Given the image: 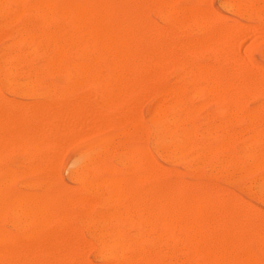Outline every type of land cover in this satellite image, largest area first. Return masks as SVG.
Instances as JSON below:
<instances>
[{
    "label": "rangeland",
    "instance_id": "1",
    "mask_svg": "<svg viewBox=\"0 0 264 264\" xmlns=\"http://www.w3.org/2000/svg\"><path fill=\"white\" fill-rule=\"evenodd\" d=\"M2 1H3V3H2ZM2 1H0V6H1V9H0V12L2 13V10H3V12L5 11V10H8L10 13H12V16L10 15V13L8 12L7 13V11H6V13L7 14H5L4 15V19L2 18V16H0V19L1 20H3V21H0V24H1V22L4 24V28L5 29H3L2 27L3 26H1L0 25V69H2V71L0 70V99H1V102H0V117H1V123H0V125H1V127H0V132L2 131V133H1V135H0V138H1V141H2V144H1V141H0V167H1V169H0V175H4V178L2 179L1 177H3V176H1L0 177V179H2V180H5V182H6V180H7V176H6V174H11V175H8V181H7V183H6V185H5V191L7 192V194H14L15 192L16 193H18V194H34V195H36V193H37V195H36V197H38L39 198V196H40V194H41V196H40V199H42V200H44V202H46V203H49V205H48V208L46 209V212H47V214H48V219L46 220V221H44L42 224H37L36 223V229H34V230H36V231H33V232H31L32 231V229H33V226H32V229L30 228V225L31 224H27V223H25L24 222V224H23V222H22V224L23 225H21L20 224V221L17 219H15V218H13L12 216V213H10V207L8 206V207H6L5 208V212L3 211V213H1L0 214V234H1V236L3 235V239H2V237L0 236V239H1V241H2V243H3V245H2V243H1V247H2V252H3V259H0V262H5V264H33V263H35V261H36V263L37 264H49L50 262V264H56L55 262H57L58 263V261H60V257H61V261L62 262H65L64 264H68V262H69V264H75V262H76V264H77V262L78 261H80V263H78V264H81L82 262H81V260L83 261V263L82 264H103V261H104V264H107L106 263V261H108L106 258H102V256H101V260L99 259L100 258V256H99V253H100V251L98 252V247H99V243H98V236H97V234H98V231H103L102 229H100V227L101 228H103V226H105L104 224H103V222H95V220H96V218H98L100 215L101 216H103L105 219H106V217H107V215H108V218L109 217H111L110 218V221H108V219L107 220H105V221H107L106 223H107V226H106V228L104 227V236H103V238H99V241H105V242H113V237H114V242L116 243L117 242V244H119V241H120V248H118V249H120L121 250V255H119V251H118V255L119 256H121V258L123 259V260H125V261H128V260H131V261H133V260H135V257H136V253H135V246H136V249L138 248V249H141L142 248V250H145L146 249V251H148V252H150L151 253V255H153L154 256V252H156L155 253V255H159L160 256V253L159 252H157V251H160V242H159V240L157 239V234H155L156 233V231H153L152 232V235L150 234L149 235V233H147V235H146V232L148 231V227H147V209H148V203L150 202V201H152V200H154L155 199V197H158V195L161 193V191L162 190H164V188H167L168 186L170 187V186H176L177 185V187H178V185H180L179 187H180V189L182 188V190H180V192H179V194L181 195V197H183V198H185L186 200H187V198H188V203H193V204H195V203H197L198 201L199 202H203L204 203V207H203V210H204V208H205V212L203 211L202 212V216L204 217V223H203V234H204V236H205V238L207 239V240H205V243L206 244H208L209 246L211 245V246H213V245H216L217 247L219 246L220 247V250L225 254V258H224V264H234L233 263V259H235L236 257H237V259L239 260V257H238V255L241 257V260H236V262H235V264H237V262H238V264H244V260H246V262H245V264H264V255H263V251H264V238H262L261 239V236L262 237H264V234H261V233H264V198H263V196H264V178H262V175H264V163H262L261 162V167H260V165H259V163H260V161H257L258 163L257 164H255V166H254V163L251 161V164H249V166H248V164H247V162H249L250 161V157H251V154H252V150H253V154H258V153H262L261 151H263V148H264V136H263V134H264V129L263 128H261V125L263 126V124H264V122H263V118H264V72H262V70H264V0H261V1H263V3H262V5H261V2H260V0H259V2H257V0L255 1V0H240V2L242 3H240L239 2V0H173L174 2H172V1H170V0H167L168 1V3L166 2V0H162V1H164V3L166 4V5H164V3L162 4V1H160V0H158V2H157V0H155L156 2H153L154 0H152V1H150L149 2V0H146L145 2H144V0H118V1H116V0H106L107 2V5H108V7H110V8H113L114 9V17H113V20H111V21H113V22H115L116 21V23H119V24H121L122 25V23L121 22H119V20L121 21V20H123L122 22H123V25L125 26V27H127V29L128 30H130V31H132V36H133V34L134 33H136L138 30H139V27H140V30H139V33L141 34V33H143L144 31H145V33L147 34V36H146V38H145V34H144V37L142 36V40H141V36H139V35H135V36H133L132 37V40H134V42L132 41H130V45H131V43L133 44H135L136 45V47H135V45H131V47L132 48H134L133 49V56H132V59H131V61H130V65H131V67H130V65H129V67H128V69H126V71L128 70V72H126L125 70H121V71H119L120 72V74L118 75V73L119 72H117V76H118V78H121L122 79V81H125V79H127V80H129L130 81V83H128V81L127 82H125L123 85H127L128 84V88L127 89H129L130 88V91L128 90V92H127V89H126V87H125V89H123L124 90V92H123V94L124 95H126V96H124L123 98H122V95L123 94H121V90H122V86H117V90L119 91V92H117V90H115V89H113V86L115 87V84L114 83H116L114 80H110L111 81V85L109 84V81H108V78H110V75H111V77H112V74H110V75H108V73H109V70L108 69H106V68H104L103 70H101V71H99L98 72V70H96V72L95 71H93L94 72V74H93V72H89V73H87V74H83V73H81V75L82 76H84L85 77V80H84V78H82V77H80L79 76V74L78 73H80V72H73V71H70V74H72V76L76 79H78V80H76L77 81V83H76V81H75V79L73 78V77H71V75H69V72H68V70H64V69H54V68H52V70H54V71H52V70H50V68L49 67H47L48 68V70H50V73H52V74H50L49 73V71H47L48 73H47V75L48 76H45L44 77V75H45V70H44V73H43V69L45 68V63H44V61L46 62V58L47 57H45V56H47L48 55V52H50V50H51V48H52V46L51 45H48L47 43H40L39 41H40V38L41 37H39V34H40V36H41V34L42 33H46V32H49V31H52L53 29L51 28V25H52V27L54 28V30L56 29V26H57V24L52 20V19H49V18H45V17H43V15L42 14H40V16H39V12H38V10H36L35 8H34V5H35V2L36 1H38V0H15V1H18V6L16 5V2H15V5L17 6L16 8H15V5H14V2L11 0V2L9 1V0H6L7 2H5V0H2ZM19 1H22V3L21 2H19ZM30 1H31V6H33V8L30 6ZM99 2L101 1V0H98ZM97 1V2H98ZM133 1V2H132ZM137 1V2H136ZM34 2V3H33ZM120 2V3H119ZM127 2H129L128 4H127ZM161 2V3H160ZM169 2H171V3H169ZM222 2V3H221ZM226 2V3H225ZM27 3H28V5H27ZM32 3H33V5H32ZM122 3V4H121ZM144 3H145V5H144ZM149 3H151V6H152V3L154 4L153 6H152V9H150V7H149ZM228 3H231V4H228ZM235 3V4H234ZM256 3H258L259 4V7H258V4H256ZM9 4V5H8ZM159 4H160V6H159ZM163 5V7H162V5ZM171 4V5H170ZM223 6H222V5ZM236 4H237V6H236ZM5 7H3V6ZM7 5V6H6ZM26 5V6H25ZM118 5V6H117ZM121 5V6H120ZM128 7H127V6ZM137 5H139V6H136ZM146 5L149 7L148 9H150V10H147L146 9ZM224 5H226V6H224ZM244 5V6H243ZM247 5L249 6V8H247ZM253 5H255L254 6V8L256 7V8H258V9H256L255 10V13H254V8H253ZM261 5V6H260ZM117 6V7H116ZM143 6H144V8H143ZM156 6V7H155ZM157 6H158V9L156 10V11H158L157 12V14L154 12V10L157 8ZM167 6H169V9H168V7ZM236 6V7H235ZM7 7V8H6ZM22 7V8H21ZM25 7H26V9H27V7L29 8L28 10H25ZM136 7V8H135ZM141 7V8H140ZM154 7V8H153ZM224 9H223V8ZM3 8V9H2ZM10 8V9H9ZM20 8V9H19ZM124 8V9H123ZM187 8L189 9L188 11H187ZM200 8L203 10V9H205V10H203V12H202V10L200 11ZM227 8V9H226ZM230 8V9H229ZM12 9H14V11L12 10ZM16 9H18V12H19V10H21V12L22 13H17L16 12ZM129 9V10H128ZM137 9H138V11H137ZM168 11H173V10H178V11H173V14H174V16L172 15V19H171V13L170 14H168L167 13V10ZM171 9H173V10H171ZM183 9L185 10V11H183ZM194 9H196V11H194ZM234 9V10H233ZM243 9V10H242ZM245 9V10H244ZM11 10H12V12H11ZM25 10V11H24ZM119 10H120V12H119ZM182 10V12H180V11ZM191 10H193V12L194 13H192V11ZM212 10V11H211ZM134 12V14H133V12ZM159 11H162L163 13H161V12H159ZM232 11H234V14H233V12ZM245 11V12H244ZM251 11V12H250ZM27 12H29V18L28 17H26V15L28 14ZM38 13L37 15L38 16H36V14L35 13ZM117 12V13H116ZM131 12H132V15H131ZM154 12V14L155 15H152V13ZM187 12H189V14H190V16H186V15H188V13ZM208 12H210L209 14H208ZM212 12L214 13L213 15H212ZM239 12H240V14H239ZM241 12H244V13H241ZM247 12V13H246ZM261 12V13H260ZM24 13H26V14H24ZM122 13H123V16L124 17H126V19H127V21H126V19L122 16ZM125 13H127V15L125 14ZM165 13H167V15L165 14ZM181 13V14H180ZM186 13V14H185ZM192 13V14H191ZM195 13L197 14L196 15V17H195ZM204 13H206L207 14V18L204 16L205 14ZM216 13V14H215ZM245 13L247 14V15H245ZM250 13V14H249ZM9 14V15H8ZM18 14V15H17ZM30 14L32 15V16H30ZM118 14V15H117ZM129 14V15H128ZM162 14V15H161ZM182 14H183V16L185 15V18L186 19H184V17H182ZM194 14V15H193ZM204 14V15H203ZM217 14H218V16H217ZM254 14H255V18H254ZM258 14V15H257ZM1 15H3V13L1 14ZM18 17H17V16ZM120 15V16H119ZM159 15H160V18H162V19H159ZM179 15V16H178ZM199 15H202L203 17H204V19L202 18L201 20H200V17L201 16H199ZM216 15V16H215ZM5 16H10L9 18L11 19L12 18V21H10V19H8V17H5ZM17 18H16V17ZM121 16H122V18H121ZM167 18V20H165V21H168L169 20V23L167 24V26H166V22H164V19H165V17ZM181 16V18H179ZM194 17V19H196V18H198L197 19V24H196V22L193 24V26L191 25L194 21H193V17ZM198 16V17H197ZM208 16H211L212 18H209ZM41 17L43 18V21L44 22H42V19H41ZM140 17H141V19H140ZM173 17H175L174 19H173ZM190 17H191V20H190ZM213 17H215V18H213ZM218 17H219V19H218ZM13 18L14 19H16V21H14L13 22ZM33 18H34V20H33ZM130 18H131V20H130ZM22 19V20H21ZM28 19H29V21H28ZM45 19H48V20H45ZM149 19L150 20H152V21H150V25H149ZM179 19V20H178ZM183 19H184V22H183ZM210 19V20H209ZM8 20L10 21V22H12V23H14L12 26H10L9 27V23H8ZM52 20V21H51ZM115 20V21H114ZM175 20H177V21H175ZM181 20H182V22H183V24L181 25ZM186 20H188L189 21V23H187V21ZM204 20H206V21H204ZM212 20H213V22H212ZM7 21V22H6ZM18 21V22H17ZM22 21V22H21ZM134 21V23H132V22ZM147 21V22H146ZM191 21V22H190ZM193 21V22H192ZM200 21V23L202 24V25H200V27H198V24H200V23H198ZM42 22V23H41ZM126 22L128 23V25L126 24ZM136 22H138V23H136ZM139 22H141V24H142V26H144V28L142 29V32H140L141 31V24L139 23ZM145 22V23H144ZM152 22L154 23V25L152 24ZM170 22L172 23L171 25H173V26H170ZM177 22V23H176ZM211 22V23H210ZM215 22H216V25H215ZM8 23V24H7ZM20 23H22V24H20ZM34 23H35V25H34ZM44 23H45V26H43L44 25ZM49 23V24H48ZM125 23V24H124ZM165 23V24H164ZM174 23V24H173ZM175 23H176V25H175ZM185 23H187V25L185 26ZM204 23H206L205 24V28L207 29L208 28V26L211 28V32H210V28H208L209 29V31H207L206 30V33H201V31L204 29ZM210 23V24H209ZM36 24H37V26H40V27H38L37 28V26H36ZM130 24V25H129ZM137 24H139V25H137ZM144 24V25H143ZM179 24V25H178ZM209 24V25H208ZM5 25H6V27H5ZM7 25H8V27H7ZM33 25V26H32ZM56 25V26H55ZM133 25V26H132ZM153 25V27H152V29H151V26ZM214 25H215V28L217 29V30H215L214 29ZM221 25V26H220ZM14 26V27H13ZM20 26V27H19ZM26 26V27H25ZM35 26V27H34ZM63 26H65V27H68V24L67 23H63ZM134 27L133 29H136L135 27L137 26V31L135 30V31H133V29H132V27ZM177 26V27H176ZM179 26H181L180 28H179ZM184 26V27H183ZM196 26V27H195ZM207 26V27H206ZM218 26V27H217ZM18 28V29H16V28ZM32 27V28H31ZM148 28V32L149 33H147L146 32V30H145V28ZM154 27H155V29H154ZM187 27V28H186ZM189 27H191L192 29L190 30V29H188ZM198 27V28H197ZM31 28V29H30ZM43 28V29H42ZM146 28V29H147ZM158 28H159V30H158ZM181 28H183L184 29V31H183V29H181ZM195 28L197 29L196 31H195ZM10 29H12V30H10ZM38 29V30H37ZM45 29H47V30H45ZM151 29V33H150V30ZM169 29V30H168ZM181 30L183 33H180L179 32V30ZM185 29H186V32H185ZM223 29V30H222ZM226 29V30H225ZM17 30H18V32H17ZM22 30V31H21ZM40 30V31H39ZM144 30V31H143ZM188 30V31H187ZM14 31V32H13ZM19 31H21V32H19ZM32 31V35L31 36H33L32 37V41H31V38H30V35H28V33H30ZM33 31H35L34 33H33ZM157 31H159V33L157 32ZM168 31V32H167ZM192 31V32H191ZM195 31V32H194ZM199 31H200V33H199ZM212 31L213 32H215L214 33V35L212 34ZM26 32V33H25ZM42 32V33H41ZM203 32H205V29H204V31ZM208 32V33H207ZM210 32V33H209ZM221 32L224 34H227L226 32H228L229 33V36H228V34H227V36H228V38H227V36H226V39H228V41L226 42V40H225V44H227V46H225L226 47V49L228 48V43H229V46L231 45V46H233V47H230V49H229V51L230 52H226V51H228V50H226V49H223V50H225V52H223V53H221L222 52V50H221V52L219 51V49H217L219 52H218V54H217V52L215 53V48H214V46L213 45H215V47L216 48H221L222 49V46H221V43H220V45H219V43H218V41H219V37H218V35H219V33L221 34ZM15 33H17V34H20L21 33V38H23V36H24V38H23V40L25 41H28V39H29V42H27L28 44H26V43H24V42H22V40L18 37V39H16L17 37H16V35L17 34H15ZM24 35H23V34ZM36 33H37V35H36ZM161 33V34H160ZM163 33V34H162ZM190 33V34H189ZM8 34V35H7ZM152 34H153V36H152ZM155 34V35H154ZM181 34V35H180ZM187 35V36H184V35ZM202 34L204 35V36H202ZM206 34V35H205ZM212 34V35H211ZM225 34L223 35L224 37H225ZM13 35H14V38H13ZM27 35V36H26ZM149 35H150V38H151V43L150 44H152L151 46H147V44L150 42V40H148V38H149ZM165 35V36H164ZM196 35H197V37H196ZM210 35H211V38H210ZM232 35V36H231ZM18 36V35H17ZM29 37V38H26V37ZM36 36V37H35ZM160 37V40H159V37ZM170 36V37H169ZM181 36H183V38L181 37ZM201 36L204 38V40L207 38V42H206V40H205V43H204V45H206L207 43H208V47L210 46V48L208 49L207 47H203V48H200V46L202 47V45H203V41L204 40H202V43H201V40H199V39H201ZM205 36H207V37H205ZM208 36H209V38H208ZM216 36V37H215ZM222 36V35H221ZM221 36H220V39H221ZM222 36V38H224ZM231 36V37H230ZM79 39H82V36H77ZM138 37H139V39L140 40H138V41H140L139 43L137 42V39H138ZM153 37L155 38V42H154V40H153ZM214 37V38H213ZM218 37V38H217ZM36 38H37V40L38 41H36ZM158 38V41H156V39ZM168 38V39H167ZM180 38V39H179ZM197 38V39H196ZM212 38H213V42L212 43H210V40L212 41ZM216 38H217V40H216ZM145 39V41H148V43H145V47H146V49H145V47H144V44H143V42H141V41H143ZM179 41H178V40ZM181 39H183V40H181ZM192 39H193V41H192ZM196 39V40H195ZM209 39V40H208ZM215 39V40H214ZM19 40H21L20 41V45H19ZM34 40V41H33ZM83 40V39H82ZM16 41H18L17 43H16ZM35 41H36V43H37V47H36V44H35ZM186 41H188V43L186 42ZM190 41V42H189ZM214 41H217V44H216V42H215V44H213L214 43ZM40 43V45H39V43ZM135 42H137L138 43V45L135 43ZM168 42V43H167ZM181 42H182V44H181ZM187 44H186V43ZM198 42H200V44L201 45H199L198 47H197V49H200V54H198L199 53V51L197 50V52L195 53L194 51H195V48H194V50H193V47H194V45H195V47L197 46V44H198ZM221 42H222V39H221ZM22 43V44H21ZM32 43V44H31ZM33 43L35 44V45H33ZM153 43H154V45H153ZM192 43V44H191ZM142 44V45H141ZM173 44H174V46H173ZM222 44H223V46H224V41L222 42ZM5 45V46H4ZM15 45V46H14ZM18 45V46H17ZM32 45H33V47L34 48H32ZM181 45V46H180ZM183 45H185V47L187 48V46H188V49H186ZM219 45V46H218ZM43 46H45L44 48H43ZM139 46V47H138ZM141 46H142V48H141ZM153 46V47H152ZM189 46H191L192 48H189ZM12 47V48H11ZM38 47H41L42 48V50L39 48L38 49ZM48 47V48H47ZM148 47L150 48L149 49V51H148ZM154 47L156 48V49H154ZM170 47H171V49H170ZM175 48V50H174V48ZM179 48V50H178V48ZM180 47H181V49H180ZM211 47H213V48H211ZM10 48H11V50H10ZM137 48V49H136ZM157 48H158V50H157ZM164 48H165V50H164ZM184 48V50L183 51H181V53L179 52L180 50H182ZM224 48V47H223ZM232 48H235V50L233 51V53H235V55L231 52L233 49ZM3 49H4V51H3ZM30 49V50H29ZM36 49H38V50H36ZM43 49H44V52H41V51H43ZM138 49H141V51L140 52H138L139 50ZM166 49H167V51H166ZM168 49H169V51H170V53H169V51H168ZM202 49L204 50V52H205V50H206V52L204 53L203 51H202ZM214 49V50H213ZM25 50V51H24ZM27 50L29 51V53L30 54H28V56L26 55L27 53ZM49 50V51H48ZM137 50V52H138V54L139 53H142V50H143V57L145 58V59H143V57L141 56V59H139V56L140 55H142V54H140V55H138V57H136V55H137V53H135V51ZM145 50H146V52H147V54L145 55ZM152 50H153V53L154 54H156V56L154 57L153 56V54L151 55V53H152ZM186 50V52H187V54H185L184 53V51ZM210 50H212V51H214L212 54H210L211 52H210ZM17 51H18V54H17ZM21 51V52H20ZM23 51V52H22ZM30 51H32V54H31V52ZM35 51V52H34ZM150 51H151V53H150ZM160 52L161 51V56H160V54H159V56H158V54H157V52ZM164 51V52H163ZM193 52V53H189V52ZM202 51V52H201ZM3 52H7V53H3ZM9 52V53H8ZM172 52V53H171ZM3 53V54H2ZM13 53H15V54H13ZM26 53V54H25ZM35 53V54H34ZM41 53V54H40ZM166 53V54H165ZM188 53H189V56H188ZM208 53V54H207ZM231 54L230 55V57L228 56V54ZM11 57H13V58H15V60L14 59H10V56ZM23 54H25V56H23ZM181 54V55H180ZM4 57H3V56ZM13 55V56H12ZM15 55H17V56H21L20 57V59H19V57H17V56H15ZM40 55V56H39ZM135 55V56H134ZM145 55V56H144ZM150 55H151V57H152V59H151V57H150ZM168 56V58L166 59V56ZM183 55V56H182ZM194 55H197V57L195 58V56ZM238 55V56H237ZM7 56H9L8 58H7ZM70 56V57H69ZM73 56H74V54H73ZM158 56V57H157ZM162 56H164V58H165V60H164V58L162 57ZM177 56V57H176ZM208 56V57H207ZM233 56H235V57H233ZM17 57V58H16ZM27 57V58H26ZM44 57H45V59H44ZM69 59H72V60H74V61H80L81 60V58L80 57H76V56H74V57H72V54H70V55H68L67 56ZM134 57V58H133ZM149 57V59H147ZM156 57H157V59H156ZM188 59H187V58ZM233 57V58H232ZM3 58L5 59V60H3ZM26 58V59H25ZM32 58V59H31ZM154 58H155V60H154ZM184 59V64H182L181 65V63H183V61H181V60H183ZM210 58V59H209ZM235 58H238V59H236L235 61H232V59H235ZM134 59H136L137 61L136 62H138V60L142 63V61L144 62V64H145V66H144V64L142 63H140V62H138L137 64H136V62H135V60ZM150 59H151V61H150ZM180 59V61H178ZM218 59H219V61H218ZM19 60V61H18ZM21 60V61H20ZM42 60H43V62H42ZM132 60H134V64H133V61ZM145 60L147 61V62H145ZM150 61V63H151V65H152V63L154 62H156L155 64H157V66H156V68L157 67H159L158 66V63L157 62H161L162 61V64L159 62V65H160V67L163 65V62H165L164 63V66L166 65V67H167V64H169L170 63V61H167V60H173L174 61V63H175V60H177L176 61V66L178 65V67H175V64H174V66L172 67V64H173V62H171L170 63V68L169 69H165V67L162 69V70H160L161 71V73L163 74H158L157 75V72L159 73L160 71H158V69L156 70H154L153 71V69L155 68L154 67V63H153V66L152 67H154V68H149V67H146L147 65H148V63H149V61ZM153 60V61H152ZM159 60V61H158ZM245 60H246V62H248V63H246L245 62ZM17 61H18V63H17ZM23 61V62H22ZM185 61L187 62V63H185ZM190 61H191V65H190ZM236 61H237V65L235 64L236 63ZM4 62H5V64H4ZM16 62V63H15ZM178 62V63H177ZM180 62V63H179ZM139 63H140V65H141V69H145L143 72H142V70H139V67H137L138 65H139ZM150 63H149V66H150ZM239 63V64H238ZM12 64V65H11ZM13 64H14V67H12V68H8L7 69V67H8V65L10 66H13ZM42 64H43V66H42ZM7 65V66H6ZM132 65H133V67L134 66H136V68L134 67V71H133V67H132ZM142 65H143V67L144 68H142ZM188 65V66H187ZM196 65L198 66V67H196ZM202 65H204L205 66V70H206V73L204 74V69H202ZM6 66V67H5ZM16 66V67H15ZM38 66V67H37ZM39 66H40V68H41V66L43 67V68H41V70L42 71H40L39 72V70H40V68H39ZM180 66H182V71L179 69L180 68ZM186 66V67H185ZM202 66V67H201ZM230 66V67H229ZM237 66V67H236ZM257 66V67H256ZM159 67V68H160ZM168 67H169V65H168ZM171 67H172V69H171ZM175 67V68H174ZM192 69H191V68ZM198 68V69H196V68ZM222 67H223V71H222ZM6 68L7 69V71H6V69L4 70V69ZM14 68H15V70H14ZM37 68V69H36ZM146 68H148V71L150 72H155L156 71V76L154 75V77L155 78H153V80L150 78L151 77V75H152V73H150L149 74V72L147 71V73L148 74H146L145 75V72H146ZM194 68L197 70V71H195L194 70ZM214 68H215V71L214 72H216L215 74H216V76H217V78H216V76H214L213 75V72L211 73V71L212 70H214ZM217 68V69H216ZM257 68V69H256ZM258 68H259V71H258ZM9 69H10V72L12 73H10L9 72ZM131 70V72H130V70ZM161 69V68H160ZM171 69V70H170ZM199 69H202V70H200V71H198ZM262 69V70H261ZM13 70H14V75H13ZM36 70V71H35ZM59 70H60V73L58 74V72H59ZM137 70H138V72H137ZM167 70V71H166ZM183 70H185L184 72H183ZM189 70V71H188ZM192 70L194 71V74H195V76H194V74L192 73ZM208 70V71H207ZM218 70H219V72H220V74H218L219 72H218ZM239 70H240V72H239ZM4 71H5V73H9V77H7V75L4 73ZM32 71V72H31ZM66 71V72H65ZM123 71V75H121V72ZM140 71V72H139ZM165 71V72H164ZM174 71V72H173ZM191 71V72H190ZM15 72H16V74H15ZM27 72H28V74L29 73H31V74H27ZM126 72V73H125ZM130 72V73H129ZM134 72H137V76L135 75L134 76ZM167 72V73H166ZM186 72H188V74H190V76L186 73ZM195 72H197V74L195 73ZM198 72H199V74H198ZM202 72H203V74H204V80H202L203 78V76H202ZM224 72V73H223ZM1 73H2V75H1ZM33 73H34V75H33ZM56 73V74H55ZM63 73H65V74H63ZM73 73H75V74H73ZM107 75H106V74ZM129 73V74H128ZM173 73H174V75H173ZM177 73V74H176ZM208 73H209V75H210V78H211V80L210 79H208ZM228 73H230V75L228 74ZM259 73V74H258ZM27 74V75H26ZM36 74V75H35ZM53 74H55L54 76H53ZM90 76H89V75ZM98 76H97V75ZM100 74V75H99ZM116 74V73H115ZM114 74V75H115ZM124 74H125V76H124ZM131 74H132V76H131ZM138 74H139V76H138ZM143 74V75H142ZM155 74V73H154ZM193 74V75H192ZM237 74V75H236ZM258 74V75H257ZM5 75V76H4ZM10 75H11V78H10ZM51 75V76H50ZM67 75L69 76L68 78H67ZM87 75H88V77H89V79H88V77H87ZM103 75V76H102ZM162 75V76H161ZM172 75V76H171ZM183 75V76H182ZM191 75L192 76H194V79H192V77H191ZM211 75H213V78L211 77ZM243 75V76H242ZM260 75H262L261 77H260ZM26 76L29 78L30 77V83H33L34 82V85L33 84H31V85H29V80L26 78ZM78 76L80 77V79L78 78ZM96 76H97V79H96ZM99 76H100V78H99ZM108 76V77H107ZM122 76H124L123 78H122ZM129 78H127V77ZM133 76H134V80H131V78L133 79ZM180 76V77H179ZM197 76H198V80L200 81V83L198 82V80H197ZM200 76V77H199ZM202 76V77H201ZM207 76V77H206ZM39 77V78H38ZM50 77V78H49ZM102 77V78H101ZM140 77H141V79H140ZM143 77H144V80H143ZM161 77V78H160ZM179 79H178V78ZM183 77V78H182ZM223 77H224V79H223ZM235 77V78H234ZM257 77H258V79L260 78H262L261 80L259 79V84H260V89L261 90H263L262 91V93L260 92V89H259V92H258V88H259V84H258V80H257ZM66 78V81L64 80ZM93 78V79H92ZM103 78H104V80H103ZM125 78V79H124ZM145 78H147V80H145ZM189 78H191V80L189 79ZM200 78H201V80H200ZM222 78V79H221ZM230 78V79H229ZM4 79V80H3ZM11 79H16L15 80V82L13 83V81H11ZM36 79V80H35ZM71 79H72V81L74 80L75 82L73 83V82H71ZM83 79V80H82ZM150 79V80H149ZM212 79H213V81L215 82H212ZM226 79L228 80V81H226ZM253 79H254V81H253ZM20 80L24 83V81H25V83L23 84L22 82L20 83ZM31 80H33V81H31ZM86 80H87V84H86ZM136 80H139V81H137V82H139V83H137L136 82V88L137 89H139V94H138V92H137V89L135 88V81ZM178 81V83H177V81ZM188 82V83H186V81ZM218 80H219V85H218ZM223 80L225 81V82H227L226 83V86H228V85H230V87L228 88V90H229V92H227V89L226 88H224V87H226L225 86V83H224V85L222 84L223 83ZM5 81V82H4ZM7 81H11L13 84H15L16 83V85H13L11 82L9 83H7ZM78 81H80L79 82V85H80V87H84V88H80L81 90L80 91H78L79 90V86H75V83H76V85L78 84ZM82 81V82H81ZM96 81H98V82H96ZM134 81V82H133ZM144 81V82H143ZM145 81H146V83H145ZM150 81V82H149ZM176 81V82H175ZM238 81V82H237ZM250 81V82H249ZM261 81V82H260ZM18 82V83H17ZM35 82H36V85H35ZM53 82V83H52ZM59 82V83H58ZM74 84V86H75V88H74V86L71 84ZM102 82V83H101ZM104 82V83H103ZM105 82L107 83L106 84V86H105V88H103V92H104V94L105 93H107V89H108V87L109 88H111V89H108V92L110 91V92H112L113 94H114V92H116L115 93V95H117V97H115V95L113 96V95H111V93H110V95L112 96H110L111 97V99L114 97L115 98V102H117L116 104H114L113 105V102H114V98L112 99V101L110 100V97L108 98V97H106L105 96V98H108V100L109 101H107V103H106V106L105 105H101V101L104 99L103 98V95H102V91L100 90L101 88H99V87H102V85L103 84H105ZM114 82V83H113ZM141 82V83H140ZM155 82V83H154ZM190 82V83H189ZM208 82V83H207ZM246 82V83H245ZM248 82V83H247ZM254 82V83H253ZM5 83V84H4ZM19 83L21 84L20 86L22 87V91H21V87L19 86ZM42 86V85H44L45 87H43L42 86V88H41V86H40V88H35V87H38V85L39 84ZM42 83V84H41ZM82 83H84V84H82ZM96 83V85H94ZM98 83V84H97ZM113 83V84H112ZM143 83L144 84H146V86L145 85H143ZM164 83V84H163ZM171 83V84H170ZM182 83V84H181ZM185 83V84H184ZM193 83V84H192ZM205 83H207V85H209V84H211L210 86V89L212 90H214L216 93L215 94H221L220 96H222V95H224L223 97H222V99L221 98H219V96H218V98H219V100H218V98L216 97V98H214L215 97V94H214V91H211V90H209V86H207ZM231 83H233L234 84V86H233V84H231ZM250 83H251V85H250ZM256 83V84H255ZM6 84H7V88H6ZM50 85V88H48V89H50V91L47 89V86L49 87V85ZM53 84H54V86H53ZM63 84H69V86L71 87V85L73 86L72 87V93L70 92L71 91V89H70V87L68 86L67 87V89L68 90H70V91H68L67 93H66V87L64 86V89H63ZM137 84H140V85H137ZM148 84H149V86H151V87H149L148 86ZM151 84V85H150ZM180 84H181V86H180ZM187 84H189V85H187ZM236 84L238 85V90H237V88H234V87H236ZM252 84H253V86H252ZM23 85V86H22ZM25 85H29V86H31V88H29V87H25ZM60 85V86H59ZM94 85V86H93ZM97 85H98V87H97ZM121 85V84H120ZM152 85L154 86V88H152ZM178 85V86H177ZM186 85V86H185ZM198 85L199 86H203L204 87V90L206 89V88H208V92L210 93V94H208L207 92H206V90L204 91L206 94L204 95V93H203V90H201V87H199V89H197V87H198ZM214 86V88H213V86ZM216 85V86H215ZM232 85V86H231ZM18 86H19V88H18ZM67 86V85H66ZM91 86H93V87H91ZM112 86V87H111ZM147 86L149 87V88H147ZM170 86H171V88H170ZM183 86V87H182ZM217 86H218V89H217ZM239 86H241V88L239 87ZM250 86H251V88L253 87V89H249L250 88ZM257 86H258V88H257ZM12 87H13V89H12ZM17 87V88H16ZM23 87H25V89L23 88ZM52 87H53V90H54V93L52 92ZM97 87V88H96ZM104 87V86H103ZM133 87H134V89H133ZM144 87H145V90H144ZM155 87H156V89H155ZM175 87V88H174ZM206 87V88H205ZM27 88V89H26ZM55 88V89H54ZM90 88H91V90H90ZM95 88V89H94ZM119 88L121 89V90H119ZM123 88H124V86H123ZM152 88V89H151ZM169 88V89H168ZM189 88H190V90H189ZM220 88H222L221 90H220ZM232 88H233V90L235 91V89H236V92H233V90H232ZM240 88V89H239ZM31 89V91L33 92V94H32V92H29V90ZM35 89V90H34ZM45 89H47V91H45ZM64 91H63V90ZM93 89H94V92H93ZM112 89H113V91H112ZM147 89H149V90H147ZM162 90V92H161V94H160V91ZM165 89V90H164ZM172 89V90H171ZM9 90V91H8ZM13 90V91H12ZM15 90V91H14ZM26 90H28V92H24V91H26ZM43 90L45 91V94L43 93ZM99 90L101 91V94L99 95V97L100 98H98V93H100L99 92ZM106 92H105V91ZM122 90V91H123ZM125 90H126V92H125ZM163 90H164V92L166 93V94H164L163 93ZM169 90H170V92H169ZM175 90H176V92H175ZM180 90V91H179ZM187 90H189V91H187ZM197 90L199 91L198 93H197ZM231 90V91H230ZM242 90V92H240L241 94H243V95H241L240 93H239V91H241ZM251 90V91H250ZM42 91V92H41ZM58 91H61V92H58ZM73 91H74V93H73ZM132 91V92H131ZM135 91H136V93H135ZM178 91V92H177ZM181 91L183 92V93H181ZM194 91H195V93H194ZM218 91V92H217ZM222 91V92H221ZM224 91H225V93H224ZM257 91V92H256ZM7 92V93H6ZM12 92H14V93H12ZM22 92V93H21ZM39 92H41V93H39ZM49 92H51L52 94H50ZM58 92V93H57ZM62 92H65L64 94L62 93ZM89 93L88 95L86 94V93ZM220 92V93H219ZM232 92V93H231ZM245 94H244V93ZM247 92V93H246ZM250 92H251V95H250ZM254 92L256 93V94H254ZM19 93H21L20 95H19ZM26 94L27 93V96H25L24 94ZM29 93V94H28ZM77 93V94H76ZM83 94V98H82V94ZM134 93H135V95H134ZM181 93V94H180ZM201 93H203V96L201 95ZM211 93H212V95H211ZM224 93V94H223ZM227 93V94H226ZM229 93H231V94H234V97H233V95H232V97L235 99V100H233V98L232 97H230L229 96V98L227 97V96H225V95H228ZM238 93V94H237ZM17 94L19 95V96H17ZM23 94V95H22ZM44 94V95H43ZM58 94H59V96H58ZM62 94H63V96H62ZM76 94V95H75ZM81 94V95H80ZM97 94V95H96ZM109 94V93H108ZM138 94V95H137ZM174 94H175V96H174ZM183 94V95H182ZM192 94H194V95H192ZM196 94H197V97H196ZM208 94V95H207ZM254 94V95H253ZM58 96V98L57 97H53V96ZM66 95H67V97H66ZM72 95H74V96H77V97H75V98H73V96ZM102 95V96H101ZM107 95V94H106ZM159 95H161V97L159 96ZM162 95H163V97H162ZM165 95H166V97H165ZM173 96V98H172V96ZM191 95V96H190ZM235 95H236V97L237 98H235ZM238 95V96H237ZM240 95V96H239ZM248 95V96H247ZM250 95V96H249ZM70 96V99H71V97L74 99V101L71 99H69L68 97ZM120 96H121V98H120ZM135 96H138L139 98H138V100H137V98H134ZM140 96H141V98H140ZM158 98H157V97ZM169 96V97H168ZM181 98H180V97ZM205 96V97H204ZM244 96V97H243ZM246 96V97H245ZM26 97V98H25ZM62 97V98H61ZM78 97H81V99L79 100L78 99ZM87 97V98H86ZM93 97H95L96 98V100H97V102L95 101L94 102V98ZM102 97V98H101ZM175 97H178V98H180L181 99V103H182V108H178V109H176V111H174V109H173V111H171L172 109H169V105H172L173 103H174V98ZM188 99H186V98ZM206 97H207V99H206ZM209 97V98H208ZM225 97H226V99H225ZM239 97V98H238ZM53 98V99H52ZM68 98V99H67ZM77 98V99H76ZM130 98V99H129ZM165 98V99H164ZM230 98H231V100H230ZM116 99H117V101H116ZM119 99V100H118ZM132 99H133V101H132ZM163 99V100H162ZM184 99H185V102H184ZM229 99V100H228ZM254 99V100H253ZM53 101V107H52V104H51V102ZM67 100V104H69L68 106L66 105V103H65V101ZM68 100H69V103H68ZM78 100V101H77ZM99 100H101V101H99ZM129 100H130V102H129ZM238 100H239V102H238ZM240 100H242L241 101V103H240ZM92 101V102H91ZM120 101V102H119ZM121 101H122V103H121ZM228 101H229V104H228ZM232 101V102H231ZM237 101V102H236ZM244 101H245V103H244ZM3 102V103H2ZM42 102V103H41ZM70 102H71V106H70ZM78 102V103H77ZM93 102H94V104H93ZM99 102H100V104H99ZM138 102H140V104L138 103ZM160 102H164V105L166 106V104H167V113H168V119H169V122L167 123L166 122V124L168 125H170L171 123H173L174 124V126L176 127V123H177V127L175 128L172 124V126L176 129V131H177V133L179 132V133H181V132H184V130L186 131V129L188 130V128L190 127V129H192L193 131H194V137H193V139H192V141L190 142L191 143V146H190V148L189 149H184V150H182L183 151V153H181L182 151H180V153H179V155L178 154H176L175 156V160L173 159L172 160V162L170 161L172 158H173V156L171 157V156H169L168 158H166V157H164L159 151H158V148L156 147V145H157V142L154 140V130H151V123H150V113H151V111H152V109L155 107V106H157V104H159ZM4 103H5V105H4ZM41 103V104H40ZM48 103V104H47ZM63 103V104H62ZM75 103H77L76 105H75ZM90 103V104H89ZM96 103V104H95ZM103 103V102H102ZM110 103H111V107H110ZM121 103V104H120ZM127 103H128V105H127ZM130 103H131V105H130ZM230 103H232V104H230ZM244 103V104H243ZM50 104V105H49ZM61 104V105H60ZM72 104H73V107H72ZM88 104V105H87ZM104 104H105V102H104ZM123 104L125 105V106H123ZM156 104V105H155ZM189 104V105H188ZM49 105V106H48ZM78 105H79V107H78ZM90 105V106H89ZM96 107H95V106ZM109 105V106H108ZM117 105V106H116ZM133 105H134V108H138V110H133ZM138 105V106H137ZM155 105V106H154ZM184 105H185V110H184ZM190 105H192V107L193 106H195V108H197L196 110H194V107H193V112H192V107H190ZM232 105H235L236 106V108L234 107V106H232ZM14 106H15V108H14ZM45 106H48V108H49V110H48V108L47 107H45ZM59 106H60V109L62 110V111H64L65 110V106H66V110L64 111V114H66V117H67V119L69 118V117H71L72 118V120H73V118H74V116H75V114H74V111H73V116H72V111H69V110H73V108H74V106H76V108H75V110L77 111V114H78V112L80 111V109H81V111L79 112V113H81V115H82V117H81V115L80 114H76L77 115V117L75 116V118H79L78 120H77V122L75 123V125H76V127H74L75 125H73L72 126V124H74V120L76 121V119H74L73 120V123H72V120L70 119V120H67L66 119V117L63 115L62 116V118H64L65 117V119L63 120L62 119V122L63 123H58L57 121H58V119H57V117L59 116V113H60V115H62L61 113H63L61 110H59ZM63 106H64V110H63ZM92 106V107H91ZM97 106L99 107L98 109H97ZM101 106H103V107H109V108H104V110H100V109H102V107ZM141 106V107H140ZM153 106V107H152ZM33 107V108H32ZM38 107H39V109H38ZM55 107V108H54ZM94 107V108H93ZM118 107V108H117ZM124 107V108H123ZM200 107V108H199ZM222 107V108H221ZM230 107H231V112H230ZM240 107V108H239ZM27 108L29 109V110H27ZM37 108V109H36ZM42 108H43V110H42ZM53 108V109H52ZM116 108H117V110H116ZM189 108L191 109V110H189ZM224 108V109H223ZM257 108V109H256ZM13 111H12V110ZM33 109V110H32ZM45 109V110H44ZM58 110V112H57V110ZM88 109V110H87ZM89 109H91V111H92V113L90 112V110ZM95 109V110H94ZM97 109V110H96ZM126 109H127V111H126ZM130 109V110H129ZM235 109H236V111H235ZM241 109V110H240ZM23 110V111H22ZM31 110V111H30ZM36 110H38V114H37V111ZM48 110V111H47ZM82 110H83V113L84 114H82ZM94 110V111H93ZM115 110V111H114ZM191 111V113L190 114H188V111ZM224 110H226V111H224ZM228 110V111H227ZM22 111V112H21ZM29 111V112H28ZM33 111H36V112H34V113H32ZM43 111V112H42ZM50 111H51V113H50ZM52 111H53V113H52ZM54 111H56V114H58V116H56V114H55V112ZM59 111H61V112H59ZM84 111H89V112H87V113H85ZM103 111V112H102ZM117 111V112H116ZM119 111H121L120 112V114H119ZM185 111H186V115H185ZM195 111H197V112H195ZM223 112L224 111V117L226 118V121H225V118L222 116L223 115V113H222V115L220 114V112ZM235 112V114H234V112ZM239 111V112H238ZM251 111V112H250ZM256 111V112H255ZM19 112V113H18ZM27 112L29 113V114H27ZM70 112H71V116H70ZM98 112H99V114H98ZM116 112V113H115ZM170 112V113H169ZM177 112H178V114H177ZM181 112H183V113H181ZM226 112H229V114H230V118L228 119V117H229V114L227 113V114H225ZM2 113V114H1ZM42 113V115H40ZM125 115H124V114ZM149 113V114H148ZM243 113V114H242ZM247 113V115H249L248 117H245V114ZM32 114V115H31ZM69 114V115H68ZM91 114L93 115L94 114V116H91ZM117 114H118V116H117ZM127 114V115H126ZM137 114H138V116H137ZM192 114V115H191ZM237 114V115H236ZM21 115V116H20ZM26 115V116H25ZM30 115V116H29ZM34 115V116H33ZM36 115V116H35ZM53 117H52V116ZM114 115H115V118H114ZM171 115H172V117H171ZM178 115V117H176ZM187 115H188V117H187ZM235 115V116H234ZM254 115V116H253ZM14 116H15V119H14ZM19 116V117H18ZM41 116V117H40ZM48 116V117H47ZM54 116H56V117H54ZM98 116V117H97ZM175 116V117H174ZM200 116V117H199ZM228 116V117H227ZM232 116V117H231ZM251 116H253V119H251ZM4 117H5V119H4ZM38 117H40L39 118V120H40V123L42 122V123H44L45 124V126H47V125H50V128H51V126H52V123H53V126L55 127V128H57L58 126H60L61 127V129H60V127H59V134L58 133H56V135L55 136H57V134H58V136L60 135V134H62V135H60V137H64V141H59L60 142V144L58 145V143H57V147H56V145H55V143H56V141H57V139L54 141V138H53V141H54V143H53V145H52V143L50 144V145H52V147L55 145V147H53V149H52V147H50L49 146V148H43V147H45V146H48V144L50 143V139H52L51 138V135H50V139H49V137L47 138V139H49V140H45L44 138H42V135H40V134H38V136H40L41 137V139L44 141V142H49L47 145H45V143L43 144V141H42V143H41V141L40 140H38V136H36L35 137V134H36V132H38ZM109 117V118H108ZM125 117H126V119H125ZM138 117V118H137ZM184 117H186L187 119H184ZM234 117V118H233ZM238 117H239V119H238ZM23 118V119H22ZM25 118V119H24ZM48 118V119H47ZM117 118V119H116ZM119 118V119H118ZM120 118H121V120H120ZM148 120H147V119ZM175 118H176V120H175ZM208 118V119H207ZM213 118V119H212ZM262 119V122L260 121L261 119ZM9 119V120H8ZM14 119V120H13ZM20 119H22L21 120V122H20ZM27 119V121H25ZM50 119H51V121H50ZM54 119L56 120V122H54ZM60 119H61V116H60ZM60 119H59V121H60ZM127 119H129L128 121H127ZM145 119V120H144ZM183 119V120H182ZM189 119V120H188ZM203 119V120H202ZM207 119V120H206ZM230 120L229 121V123H228V120ZM248 119H250L249 120V122H248ZM256 119V120H255ZM18 120H19V123L21 124H19L18 123ZM29 120V121H28ZM33 120H34V122H35V120H36V122H35V124H36V127H35V124H34V126L32 127V125H33ZM131 120H132V124H131ZM137 120V121H136ZM181 120V121H180ZM223 120H224V122H223ZM258 120V121H257ZM25 121V122H24ZM48 121H50V122H48ZM64 121H65V123H64ZM67 121V122H66ZM69 121V122H68ZM79 121H81L82 122V124H81V122H79ZM120 121H122L121 123H120ZM125 121H126V123H125ZM136 121V122H135ZM185 121V122H184ZM232 121V122H231ZM250 121H251V124H250ZM255 121V122H254ZM256 121H257V123H256ZM15 122V123H14ZM26 122L28 123V127H27V125H26ZM109 122V124H107ZM137 123V127L135 126L136 124L135 123ZM178 122L179 123H181V124H178ZM201 122H203V123H201ZM230 122H231V124H230ZM259 122V123H258ZM9 123H10V126H9ZM31 124V127L36 131L35 133H34V131H33V129H31V127L29 126L30 124ZM56 123V124H55ZM70 123H71V125H70ZM188 123V124H187ZM25 124V125H24ZM61 124V125H60ZM119 124V125H118ZM131 124V125H130ZM134 124V125H133ZM141 124H142V126H141ZM190 124V125H189ZM215 124V125H214ZM15 125V126H14ZM17 125V126H16ZM18 125H19V127H20V130H21V132H20V130H19V128H18ZM41 125V124H40ZM43 125V124H42ZM56 125H57V127H56ZM63 125H66V127H68V129H69V127L71 126V127H73V128H71L70 127V129L68 130L67 128H65V126H63ZM68 125V126H67ZM110 125V126H109ZM133 125V126H132ZM189 125V126H188ZM194 125V126H193ZM248 125H249V127H248ZM25 129V130H27L26 132L24 131V129L22 128V127ZM106 126H109L110 128H108L107 127V129H106ZM120 126V127H119ZM184 128H183V127ZM2 127H3V130H2ZM11 127H12V129H11ZM40 127V126H39ZM49 127V126H48ZM62 127H63V129H62ZM93 127V128H92ZM133 127H135V128H137V130H139L140 131V128H141V130H142V132L144 133V135H145V139H146V141H145V139H144V135H142V137H143V139H144V141H143V139L141 138V136H140V134H141V132H139V131H137L136 132V129L134 130L133 129ZM148 127V128H147ZM180 127V128H179ZM192 127V128H191ZM251 127H252V130H251ZM264 127V126H263ZM17 128V130H18V133L21 135L20 137H19V134H17V130H15ZM44 127H40V129L42 130ZM90 128V129H89ZM153 128V127H152ZM186 128V129H185ZM210 128H212L211 129V131H210ZM243 128H244V130H246V131H244V133L243 134H241L242 133V130H243ZM247 128H248V130H247ZM28 129H29V131H28ZM39 129V132H41V130ZM47 127H45L44 128V131H47ZM74 129V130H73ZM105 131H104V130ZM257 129V130H256ZM14 130V131H13ZM52 130L53 131H55L54 129H53V127H52ZM57 130H58V128H57ZM72 130L74 131V134H73V132H72ZM79 130H81V131H79ZM87 130H90V131H87ZM103 130V131H102ZM202 130H204L203 132H202ZM212 130L214 131V133H215V136H214V133L212 132ZM228 130V131H227ZM240 130H241V133H240ZM254 130H255V133H259V137L257 138V136H258V134L257 135H254V139L253 138H251V135H253L254 134ZM261 130L263 131V132H261ZM16 131V132H15ZM52 131V132H53ZM62 131H63V133H62ZM70 131V132H69ZM86 131H87V133H86ZM102 131V132H101ZM128 131V132H127ZM137 133V135L135 134V132ZM238 131V132H237ZM12 132V133H11ZM32 132H33V134H34V139H36V141L35 142H37V144L35 145V147H31V146H33L34 144H33V141H32V139H33V136H32ZM76 132V133H75ZM91 132V133H90ZM94 132H96L95 134H97V135H91V137H89V139H86V140H84L83 141V138H84V136L85 137H87V136H90V134H92V133H94ZM100 132V133H99ZM123 132H126V133H123ZM147 132V133H146ZM220 132V133H219ZM224 132H226V133H224ZM231 132H233L232 134H234L235 135V137H236V139L234 138V135H232L231 134ZM236 132V133H235ZM11 133V134H10ZM14 133H15V135H14ZM42 133V132H41ZM45 133V132H44ZM72 135H71V134ZM120 133H123V135L121 134V137H120ZM206 133V134H205ZM218 133V134H217ZM230 133V134H229ZM239 133V134H238ZM261 133V134H260ZM26 134H28V136H29V134L31 135V137L32 138H29V145H28V143H26V141H25V143H24V140H22V141H20V144H21V147L24 149V152H23V150L21 151V150H19L18 151V149L16 150V146H18V144H19V141L18 140H16L17 139V137H18V139L19 140H21V138L22 139H24L25 138V135ZM48 134V133H47ZM47 134H45V136H47ZM79 134H80V136H79ZM82 134V135H81ZM85 134V135H84ZM133 134H134V137H133ZM139 134V135H138ZM153 136V138L151 137V135ZM199 134H200V136H199ZM202 134V135H201ZM204 134V135H203ZM241 134V135H240ZM5 135H7L6 137H5V142L3 141V137L5 136ZM10 137H9V136ZM74 135V136H73ZM126 135H127V137H126ZM130 137H129V136ZM214 137H213V136ZM219 135H220V137H219ZM247 135H249V136H247ZM28 136H27V138H28ZM52 136H54V134L52 133ZM72 136V137H71ZM105 136H106V139H105ZM108 136V137H107ZM222 136H224V140H226L227 138H228V141H229V145L228 144H226L224 147L222 146V144L224 143L223 141V138H222ZM228 136V137H227ZM230 136V137H229ZM244 136H246V138L247 139H245V137ZM40 137H39V139H40ZM43 137H44V134H43ZM62 137V138H63ZM74 137V138H73ZM77 137H79V138H77ZM83 137V138H82ZM100 137H102L101 138V140L102 139H104V141H102L101 142V145H99V149H102L103 148V146H104V150H105V148L107 149L106 151H105V154L106 153H108L107 155L109 156V158L108 157H106V156H104V157H101L102 156V154L104 155V153L102 152L101 153V151L102 150H99V153H97V147H98V144H99V141H100ZM113 138V139H111L110 140V138ZM137 137V138H136ZM207 137V138H206ZM210 137V138H209ZM225 137H227V138H225ZM239 137V138H238ZM59 138V137H58ZM65 138H66V140H67V138H68V140H69V142L68 141H66L65 140ZM72 138V139H71ZM75 138H76V140H75ZM109 139V142H108V139ZM216 138H217V140H216ZM244 138V139H243ZM10 139H12V140H10ZM73 139H74V141H73ZM132 139H133V141H132ZM136 139V140H135ZM207 139V140H206ZM233 139V140H232ZM239 139V140H238ZM241 139V140H240ZM252 141V144H251V142H250V140ZM262 140V143H260L259 141H257V140ZM16 140V141H15ZM26 140V139H25ZM73 141V143L71 142V141ZM80 140V141H79ZM107 140V141H106ZM125 140V141H124ZM141 140V141H140ZM202 140H204V141H202ZM254 140V141H253ZM14 141H15V143L17 142L18 144L15 146V149H14V146H13V144H14ZM76 141V142H75ZM106 141V142H105ZM120 141V142H119ZM137 141V142H136ZM154 141V142H153ZM201 141V142H200ZM218 141V142H217ZM220 141H222L221 143H219ZM236 141V142H235ZM13 142V143H12ZM27 142H28V140H27ZM74 142L75 143H77L76 145H74ZM130 142V143H129ZM143 142V143H142ZM205 142H207L206 144H205ZM235 142V143H234ZM240 142V143H239ZM245 142V143H244ZM248 142V143H247ZM6 143H8L7 145H6ZM64 143V144H63ZM103 143V144H102ZM203 143V144H202ZM233 143V144H232ZM239 143V144H238ZM242 143H244V145H248L247 147H246V149H245V147H244V150L245 151H243V144ZM38 144H40L41 145V147L40 146H38ZM62 144V145H61ZM67 144V145H66ZM93 144V145H92ZM94 144L96 145L95 147H94ZM105 144V145H104ZM107 144V145H106ZM111 144H112V146H111ZM113 144H114V147H113ZM197 144H199V148L198 147H196V145ZM216 144V145H215ZM221 144V146H219ZM259 144H260V148H259ZM60 145H61V148H60ZM90 145H91V149H90ZM109 145V146H108ZM116 145V146H115ZM203 145L206 147V149H205V147H203ZM251 145V146H250ZM12 146H13V148H12ZM20 146V145H19ZM18 146V147H19ZM64 147V149H63V147ZM69 146V147H68ZM73 146V147H72ZM102 146V147H101ZM108 148H107V147ZM123 146H124V148H123ZM155 146V147H154ZM193 146V147H192ZM213 146H214V148L216 147V149H217V151H216V149H215V152L213 153V154H211V155H209V158H206V157H208V156H206L205 157V154H204V152H206V150H207V147L209 148V147H211V148H213ZM256 146V147H255ZM258 146V147H257ZM4 147H6V148H4ZM31 147V148H30ZM38 148V150L36 151L34 148ZM39 147H40V149H39ZM88 147H89V149H90V151L92 152V149L94 150V153L95 154H97V155H94L93 153L91 154L90 153V151H89V153L87 154V152H88ZM93 147V148H92ZM201 147H202V149H201ZM218 147V148H217ZM250 147V148H249ZM253 147H254V149H253ZM20 148V147H19ZM59 148H60V150H59ZM119 148H120V150H119ZM222 148V149H221ZM4 149V150H3ZM7 149H8V151H7ZM29 151H28V150ZM44 149V150H43ZM57 149V150H56ZM62 149H63V151L64 152H62ZM66 149V150H65ZM108 149H110L109 151L112 153V156H111V153H109L108 152ZM113 149V150H112ZM117 149L119 150V152L121 151V154L119 153V152H117ZM139 149H142V150H140L139 151ZM248 149H249V151H248ZM252 149V150H251ZM260 149V150H259ZM13 150V151H12ZM34 150V151H33ZM40 150H42L41 151V154L39 153L40 152ZM45 150H49L48 151V153H47V151H45ZM55 150L57 151V153L55 152ZM112 150V151H111ZM123 150H124V152H123ZM147 150V152H146V154H148L149 156H147V155H145V151ZM258 150H259V152H258ZM4 151V152H3ZM15 151V152H14ZM30 153H34L33 155H31V153H30V155L32 156H30L29 154H28V152ZM54 151V152H53ZM84 151V152H83ZM87 151V152H86ZM96 151V152H95ZM133 151V152H132ZM138 153H137V152ZM186 153H185V152ZM201 151V152H200ZM204 151V152H203ZM228 151H229V153H228ZM19 152V153H18ZM20 152L22 153V156L20 155ZM25 152H27V155H29V157L27 156V155H25ZM61 152V153H60ZM203 152V153H202ZM220 152V153H219ZM251 152V153H250ZM2 153V154H1ZM4 153H5V155H4ZM12 153H13V155H12ZM17 153V155H16V157H15V154ZM54 155H56L55 156V159L56 158H59L58 159V162H59V164H57L56 165V163H58L57 162V159H56V161H55V163H54V161H53V163H52V160H53V154ZM82 153V154H81ZM217 153V154H216ZM219 153V154H218ZM238 153H239V155H238ZM39 154V155H38ZM51 154L53 155L51 158H52V160L51 159H49V157H48V159H47V157H45V156H51ZM61 154V158L59 157V155ZM139 154H140V156H142L141 158L144 160V157L145 158H147V157H150V158H152L153 159V161L155 162L151 167L152 168H154V171H153V169H152V175L155 177V178H157V176H158V180L156 181V179L154 178V177H148V170H149V172H151V170H150V167L148 166L149 164H147V167L149 168V169H147V167H144L143 168V160L141 159V163H142V165H140V164H138V163H140V158H139ZM143 154V155H142ZM204 154V155H203ZM221 154H224V155H222V159L220 158V156H221ZM231 154V155H230ZM237 154V155H236ZM247 155L246 156V158H247V161H246V158H245V155ZM9 155H11V156H9ZM57 155H58V157H57ZM87 155V157H86V159L84 160L83 159V157L85 158V156ZM89 155H90V157L92 158V159H90V157H89ZM123 155H125L124 156V158H123ZM127 155L129 156V159H130V161H128L127 159H128V157H127ZM136 155H138V159L136 158ZM178 155V156H177ZM189 155V156H188ZM191 155V156H190ZM203 155V156H202ZM242 155V156H241ZM5 156V157H4ZM26 156V159L24 160V158L23 157H25ZM43 156V163H42V157ZM78 156V157H77ZM83 156V157H82ZM99 156V157H98ZM180 156V157H179ZM185 156H186V160H185ZM193 156H195V158L193 157ZM228 156H230V157H232V158H240V160L242 159V157L244 158V160L246 161V163L243 161V159L241 160V162H242V164H244V166H245V168L249 171V173H248V171L247 170H245V172L244 173H246V176H245V174L242 172V171H240L241 170V167H242V165H241V167H240V164H234L235 166V171H234V167L232 168L231 167V165H233V164H228V162H227V160L225 161V162H223L225 159L224 158H226L227 159V157ZM74 157H76V158H74ZM111 157V158H110ZM160 157H162V159L160 158ZM191 157V158H190ZM34 158H36V159H34ZM41 160H40V159ZM96 158H97V160H98V158H99V160L98 161H96ZM102 158V159H101ZM120 159V163H119V160L118 159ZM126 158V159H125ZM134 158V160H132ZM135 158L138 160V163H136V161H135ZM165 160H164V159ZM183 158V159H182ZM16 159V160H15ZM37 159H38V161H37ZM44 159H45V164H44ZM60 159H61V161H60ZM94 159V160H93ZM101 159V160H100ZM115 159L116 160H118L117 162H114L115 161ZM121 159H125V161H123V160H121ZM199 159V160H198ZM202 159V160H201ZM264 159V158H263ZM262 159V160H263ZM18 160V161H17ZM23 160H24V162H23ZM49 160V161H48ZM84 160V161H83ZM87 160H89V161H87ZM178 160H182V161H178ZM7 161V162H6ZM27 161V162H26ZM48 161V162H47ZM101 163H100V162ZM145 161H146V159H145ZM145 161H144V164H145ZM194 161H195V163H194ZM197 161H198V163H197ZM10 162V163H9ZM18 162H19V164H18ZM22 162V163H21ZM35 162V163H34ZM88 162V163H87ZM122 162H125V164H123ZM134 162V163H133ZM215 162V163H214ZM217 162V163H216ZM6 163V164H5ZM40 163V164H39ZM42 163V164H41ZM47 163H48V169H47ZM97 163H98V165H97ZM113 163V164H112ZM118 163V164H117ZM121 163H122V165H121ZM173 163V164H172ZM194 163V164H193ZM201 163H203V164H201ZM225 163V165H223ZM253 163V164H252ZM9 164V165H8ZM44 164V165H43ZM55 164V165H54ZM101 164L102 165H104V166H101ZM110 164V165H109ZM138 164V165H137ZM190 164V165H189ZM215 164V165H214ZM222 164V165H221ZM247 164V165H246ZM16 165V166H15ZM36 165V166H35ZM87 165H88V167H87ZM123 165L125 166V169L127 168L128 170L127 171H129L130 172V168H131V170H132V172L131 173H129V174H126V170L124 171L125 172V174L123 173V172H121L122 170H124V167H123ZM159 165V166H158ZM196 165V168L194 167ZM198 165V166H197ZM229 165V166H228ZM251 165H252V167H251ZM27 166V167H26ZM35 166V167H34ZM92 166L93 167H95V168H92ZM97 166H98V168H99V166H100V171L98 170V168H97ZM106 166V167H105ZM114 168V167H116V169L114 168V171H115V173L113 172V169H112V167ZM120 166H122V168H120ZM130 166V167H129ZM134 166H136L135 168H134ZM144 166H146V164L144 165ZM156 166V167H155ZM200 166V167H199ZM237 166H239V168H240V174H241V176H242V178L240 177V175H239V172H237L238 171V169L236 168ZM244 166L242 167V170H243V168H244ZM2 167H3V170L5 169V171H4V173H3V170H2ZM16 167V168H15ZM29 167V168H28ZM52 167H53V170H52ZM87 167V168H86ZM101 167H102V169L103 170H101ZM110 167V168H109ZM143 169H142V168ZM159 167V168H158ZM230 167V168H229ZM255 167V168H254ZM259 167V168H258ZM263 167V168H262ZM9 168V169H8ZM28 170H27V169ZM31 168V170H29ZM36 168V172H33L32 170H34V169ZM49 168H50V170H49ZM253 168V169H252ZM40 171H39V170ZM44 169V170H43ZM79 169V170H78ZM87 169V170H86ZM108 169H110V170H108ZM145 169H147V176L146 177H148V183L146 182L147 181V179L145 180V172L144 171H146ZM230 169L231 170H233V172H231L230 171ZM10 170H11V172H13L14 171V173H11L10 172ZM13 170V171H12ZM48 170H49V172H48ZM84 170V171H83ZM105 170V171H104ZM138 170H142L141 172L140 171H138ZM196 172V173H194V171ZM210 170V171H209ZM21 171V172H20ZM29 171V172H28ZM90 171V172H89ZM106 171H107V174H104V173H106ZM109 171V172H108ZM113 173H112V172ZM118 171V173H116ZM252 171V172H251ZM19 172H20V174H19ZM25 172V173H24ZM53 172V173H52ZM110 172H111V174H110ZM119 172H121V173H119ZM136 172V173H135ZM139 172V173H138ZM144 172V176H143V180H140V178L142 179V173ZM153 172H154V174H153ZM21 173H24V174H22V177L20 176L21 175ZM28 173V174H27ZM30 173V174H29ZM33 173V174H32ZM35 173V174H34ZM70 173V174H69ZM85 174V176H84V174ZM101 173V174H100ZM128 173V172H127ZM141 173V174H140ZM161 173V175H159ZM214 175H213V174ZM237 173V174H236ZM243 173V174H242ZM26 174V175H25ZM32 174V175H31ZM50 174V175H49ZM76 174V175H75ZM91 174V175H90ZM92 174L94 175V176H92ZM29 175V176H28ZM73 176L74 175V177H71V179H70V177L69 176ZM95 175H98V176H96V178H95ZM126 175V176H125ZM135 177H134V176ZM136 175H140V178H138ZM212 175H213V177H212ZM216 175H218V176H216ZM221 175V176H220ZM9 176L10 177H12L13 178V180L11 179V178H9ZM14 176V177H13ZM79 176H80V178H79ZM216 176V177H215ZM16 177V178H15ZM24 177V178H23ZM56 177V178H55ZM66 177H69V178H66ZM129 177V178H128ZM215 177V178H214ZM231 177V178H230ZM233 177V178H232ZM264 177V176H263ZM6 178V179H5ZM47 178H48V182L47 181H44L43 182V180H47ZM74 178V179H73ZM88 178H90V179H88ZM98 178H99V181H98ZM111 178H112V181H118V182H120V184H119V188H121L120 187V185L122 186V188L123 189H121V191H123V192H121L120 190H118V193H112L111 192V190L110 189H108V188H111V186L110 185H108V188L106 187V185H107V181L108 180H111ZM139 179L140 181H141V184H137V179ZM236 178H237V180H236ZM260 178H261V184H259V182H260ZM80 179V180H79ZM114 179V180H113ZM118 179H120V181L118 180ZM121 179H122V181H121ZM128 179H129V181H128ZM135 179V180H134ZM228 179H229V181H228ZM232 179V180H231ZM82 180H84V182L82 181ZM87 180V181H86ZM98 182H97V181ZM123 180H124V183L125 184H123L122 182H123ZM151 180H152V183H151ZM234 180V182H236V183H234V182H231V181H233ZM257 180V181H256ZM10 181H11V183H10ZM33 181H39L37 184H36V182H33ZM41 181V182H40ZM49 181H50V183H49ZM78 181V182H77ZM81 181V182H80ZM89 181V182H88ZM95 181V182H94ZM101 181V183H99ZM133 181V182H132ZM140 181H138L139 183H140ZM227 181V182H226ZM0 182H2V181H0ZM9 182V183H8ZM22 182H23V184H24V182L25 183H27L26 185L24 184V186H21L22 185ZM29 182H30V184H29ZM82 182H83V185H84V187H83V185L82 186H80L79 187V185H81L82 184ZM92 182H93V184L94 183H96L97 184V188L96 189H92L93 188V185H92ZM129 183V185H128V183ZM131 182V183H130ZM136 182V183H135ZM142 182H144V184L142 183ZM162 183V185H161V183ZM168 182H169V185H168ZM181 182V183H180ZM256 182H258V185H257V183ZM33 183V184H32ZM41 183H44V185H45V183H48V185H47V189H44L43 187V185L41 184ZM91 184V186H89L88 187V185L89 184ZM99 183V184H98ZM154 183V184H153ZM159 183V185H157ZM176 183V184H175ZM256 184V186H255V184ZM32 184V185H31ZM38 184H41L40 186H41V188H40V190L36 187V185H38ZM57 184V185H56ZM85 184H87L86 186H85ZM104 184H106V185H104ZM143 184V185H142ZM150 184H153V187H152V185H150ZM167 184V185H166ZM250 184V185H249ZM20 185V186H19ZM29 185H31L32 186V189H31V186H29ZM34 185V186H33ZM53 185V186H52ZM148 185L150 186V189H149V187H148ZM255 186V187H253V186ZM19 186V187H18ZM39 186V185H38ZM51 186H52V188H51ZM144 186H145V188H148V189H145L144 188ZM158 186H159V188H158ZM244 186H245V188H244ZM25 187V188H24ZM30 188V189H28V188ZM34 187V188H33ZM82 187V188H81ZM91 187V189H89ZM131 187V188H130ZM161 187V188H160ZM80 190H79V189ZM84 188H85V190H88L87 192L84 190ZM100 188V189H99ZM106 188V189H105ZM124 188H126V190H124ZM128 188V189H127ZM7 189H9L10 190V192H9V190H7ZM51 189H52V191H51ZM107 189L108 190H110V191H107ZM155 189H157V190H155ZM212 189V190H211ZM57 190V191H56ZM83 190V191H82ZM143 190H145V192L143 191ZM148 190V191H147ZM151 190H152V192H151ZM255 190V191H254ZM45 191V192H44ZM68 191H70V192H68ZM85 191V192H84ZM90 191V192H89ZM93 191H97V195H96V193L94 192V195H93ZM130 191V192H129ZM140 191L142 192L143 191V193H140ZM183 191V192H182ZM251 191H253L252 192V194H250L251 193ZM12 192V193H11ZM24 192V193H23ZM55 192V193H54ZM66 192H68V193H66ZM84 192V193H83ZM99 192H100V194H99ZM103 194H102V193ZM125 192H126V196L127 197H130L131 196V199H130V201L128 200V198L127 197H125ZM131 192H132V194H131ZM158 192V193H157ZM258 192H260L259 193V197H258ZM62 193H64V194H62ZM86 193V194H85ZM90 193V194H89ZM110 193H111V195H112V197L111 196H109L110 195ZM119 193H120V195H119ZM124 193V194H123ZM127 193H128V195H127ZM134 193H136L135 194V197L137 198H135L134 199V202H133V196H134ZM144 193H146V194H144ZM151 193V194H150ZM39 194V195H38ZM77 194V195H76ZM107 194V195H106ZM109 194V195H108ZM116 196H115V195ZM121 194H123L122 196H121ZM130 194V195H129ZM143 194V195H142ZM53 195H54V199H53ZM59 195V196H58ZM61 195V196H60ZM64 195V196H63ZM101 195V196H100ZM119 195V196H118ZM148 195L150 196V198L148 197ZM156 195V196H155ZM93 196H94V199H93ZM97 196V197H96ZM104 196V197H103ZM125 198H124V197ZM141 196V197H140ZM186 196H187V198H186ZM204 196V197H203ZM208 196V197H207ZM43 197V198H42ZM62 197L64 198L65 197V199H64V201H63V199H62ZM66 197L68 198V200L67 201H69L70 202V204L72 203H74V205L73 206H71L69 203H68V207H67V202H66V204H65V201H66ZM80 198V197H82L83 198V201H84V203L85 204H83V202L81 201L82 200V198L80 199V203H79V201L77 200V198ZM101 197H103V199H105L106 198V201H104L103 199L101 200ZM115 197V198H114ZM116 197H118V199H116ZM120 197L121 198H123L122 200L120 199ZM139 197V198H138ZM147 198V200H146V198ZM75 198V199H74ZM78 198V199H79ZM88 198V200H87V202H86V199ZM92 200H91V199ZM97 198V199H96ZM99 198H100V200H99ZM143 198H145L144 200H143ZM190 198V199H189ZM194 198V199H193ZM198 198H199V200H198ZM202 198V199H201ZM207 198V199H206ZM75 201H74V200ZM85 199V200H84ZM109 199H110V201H109ZM138 199H139V204L137 203V201H138ZM140 199H141V201H140ZM148 199H149V201H148ZM195 199H196V201H195ZM263 199V200H262ZM45 200H47V201H45ZM95 200V201H94ZM108 200V201H107ZM126 200H128V201H126ZM135 200H136V202H135ZM143 200V201H142ZM189 200H190V202H189ZM192 200V201H191ZM198 200V201H197ZM202 200V201H201ZM203 200H206L205 202L203 201ZM259 200V201H258ZM262 200V201H261ZM77 201H78V203H77ZM101 201H104V204H103V207H101V204H102V202ZM113 201H117V204H118V202H119V204L118 205H116V203H114ZM123 201V206H122V202ZM147 203H145V202ZM208 201V202H207ZM61 204H60V203ZM91 202V203H90ZM96 202V203H95ZM100 202V203H99ZM105 202H108V203H105ZM111 202H113L114 204H112L111 205ZM126 202V203H125ZM132 202V203H131ZM143 204H142V203ZM51 203H52V205H51ZM55 203H56V205H55ZM86 203H87V206H86ZM127 203H130L129 205H126V207H125V204H127ZM135 203H137V206H138V208L140 207V209H138L137 208V206H134V205H136ZM207 203V204H206ZM216 203H217V205H216ZM53 204L55 205V207L53 206ZM78 204V205H77ZM80 204V205H79ZM82 204H83V208L84 209H82L81 207H82ZM90 204V205H89ZM93 206H92V205ZM99 204H100V206H99ZM109 204H110V206H109ZM133 204V205H132ZM142 204V205H141ZM235 204V205H234ZM238 204V205H237ZM113 205H114V207H113ZM144 205H146V207H144ZM207 205V206H206ZM77 206H80V207H78L77 208ZM99 206V207H98ZM112 206V208L109 210V212H111V210H112V214H113V212H114V208H116V212H114V215H111L109 212L107 213V209L109 208V207H111ZM120 206V207H119ZM127 206H130V208L128 209L127 208ZM143 206V207H142ZM85 207L87 208L88 207V209L86 210L85 209ZM104 207H107V208H104ZM123 207V208H122ZM125 207V208H124ZM135 207H136V210H135ZM142 207V208H141ZM66 208H67V210H66ZM80 208V209H79ZM89 208H90V210H89ZM98 208H99V210H98ZM101 208V209H100ZM102 208H104V209H102ZM127 208V209H126ZM210 208V209H209ZM133 209V210H132ZM141 209H143V212H142V210ZM48 210H49V213H48ZM79 210H80V213H79ZM98 210V211H97ZM121 212H120V211ZM129 210V211H128ZM133 211V213H132V211ZM134 210H135V214H134ZM144 210H145V212H144ZM220 210V211H219ZM8 211H9V214H8ZM53 213H52V212ZM82 211H85V213H84V215H83V217H81V215H82ZM86 211H87V213H86ZM88 211H89V213H88ZM101 211H103V215H102V213H101ZM140 211H141V217H140ZM163 211H165V209H160V213L161 212H163ZM208 211V212H207ZM61 212V213H60ZM98 212H100V214L98 215ZM105 212H106V214H105ZM125 212V214L123 215V213ZM207 212V213H206ZM211 212V213H210ZM215 212V213H214ZM224 212V213H223ZM57 213H58V216L56 217V215H57ZM96 213H97V216H96ZM120 213V214H119ZM127 213V214H126ZM139 213V214H138ZM143 213V214H142ZM213 213V214H212ZM10 214H11V217H10ZM71 214H72V216H71ZM130 214H132V218L134 219V221H135V224H134V222H132L133 221V219L132 220H129V222H131V224H129L128 223V219L130 218L131 219V216H130ZM225 214V215H224ZM8 215H9V218H8ZM78 215H80V216H78ZM116 215V216H115ZM119 215H121L122 216V218H124V217H126V221L124 222V220H125V218L122 220V218H121V220L123 221V222H121V220H120V218H119ZM136 215H139L138 217L136 216ZM221 215V216H220ZM232 217H231V216ZM7 216V217H6ZM60 216L62 217V218H64L65 220H64V223L62 224L63 225V227H62V225H61V222H62V220H61V218H60ZM70 216H71V218H70ZM92 216H94V217H92ZM113 216H114V219H113ZM124 216V217H123ZM136 216V217H135ZM143 216H146V218H145V220L143 219V223H141L142 222V218H143ZM213 216V217H212ZM5 217V218H4ZM15 217V216H14ZM92 217V223H91V226H89V228H88V225L90 224V221H88V219L90 220V218ZM116 217H117V221H116ZM212 217V218H211ZM6 218H7V220H10L11 221V223L13 224H15V225H12L10 222H7V221H5L6 220ZM57 218V219H56ZM78 218H79V220H80V218L82 219V221H83V219H84V221H83V223L85 222V220L87 221V222H85V223H87V228L85 227V223L83 224L82 223V225L80 226L79 225V223H80V221L78 220ZM128 218V219H127ZM209 220H208V219ZM79 221V223L77 224V220ZM93 219H94V221H93ZM212 219H214L213 221H212ZM251 219H253V220H251ZM111 220H112V222L113 223H111ZM120 220V221H119ZM139 220V221H138ZM140 220H141V222H140ZM208 220V221H207ZM216 220V221H215ZM19 221V222H18ZM219 223H218V222ZM50 222V223H49ZM57 222H58V224L60 225H58L57 224ZM66 222V223H65ZM71 222V223H70ZM109 222V223H108ZM115 222H116V225H115ZM117 222H118V224H117ZM120 222V223H119ZM138 222V223H137ZM139 222H140V227H137V226H139ZM212 224H211V223ZM4 223H6V226H5V224ZM7 223H9V227H8V224ZM18 223V224H17ZM56 223V224H55ZM93 223H94V225H93ZM126 223H127V225H126ZM145 223V225H146V229H145V226L143 225ZM211 224V226L212 227H210L209 226V229L207 228L206 229V226H208V225H210ZM217 223H218V225H217ZM222 223V224H221ZM64 224H66V226L67 225H71V227H68V229L67 228H64L65 226H64ZM95 224H97V225H95ZM103 224V225H102ZM108 224H109V226H108ZM221 224V225H220ZM224 224V225H223ZM253 224H254V226H253ZM257 224V225H256ZM12 225V227L10 228V226ZM47 225H48V228H47ZM50 225H52L51 227H50ZM54 225V226H53ZM55 225L57 226L58 225V228H55ZM118 225V226H117ZM121 225V226H120ZM132 225V226H131ZM135 225V226H134ZM143 225V226H142ZM157 225V227H160V222L159 223H157L156 224ZM238 225V226H237ZM246 225V226H245ZM28 226H29V228H28ZM82 226H83V228H82ZM94 226H96L97 227V230H95V228H94ZM113 226V227H112ZM123 226V227H122ZM125 226H126V228H127V230H126V228H125ZM129 226H131V227H129ZM215 226H216V228H215ZM240 226V227H239ZM259 226H260V228H259ZM16 227V230L18 229L17 227H20V229H21V231H22V233H21V231H19V229H18V231H16V230H14L13 231V229ZM22 227V228H21ZM50 227V228H49ZM61 227L63 228L62 229V231H64L65 229H67V230H69V228H71V230H70V232H68L67 230V233H68V235H67V233L65 234L64 232H63V234H61V231H60V229H61ZM73 227V228H72ZM85 227V228H84ZM98 227H99V229H98ZM137 227V228H136ZM143 227H144V229H143ZM156 227V228H157ZM213 227H214V229H213ZM13 228V229H12ZM54 228V229H53ZM139 228H141V230L143 229L144 231H145V233L143 232V231H141ZM221 228V229H220ZM27 229H28V233H26V231H27ZM42 229H44V230H42ZM87 229V230H86ZM88 229H90L91 230V233H89L90 232V230H88ZM93 229L95 230L94 232H93ZM113 229H114V232H113ZM115 229H116V232H115ZM117 229H118V232H117ZM119 229H121V231H119ZM155 229V228H154ZM211 229H212V231H211ZM227 229V230H226ZM228 229H229V231H228ZM231 229V230H230ZM51 230H53V232H54V234H53V236H52V234L50 233V231ZM58 230V231H57ZM86 230V231H85ZM110 230H111V233H110ZM124 230V231H123ZM139 231V232H141L140 234L142 235V233H143V235H144V237H143V235L141 236L140 234H139V232L137 233V231ZM156 230V229H155ZM213 230H214V232H213ZM257 230V233L259 234V236H260V238H259V240H257L258 238V235H256L255 236V234H257V233H255V231ZM41 231V232H40ZM43 231V232H42ZM106 231H108V232H106ZM249 231V232H248ZM254 231V232H253ZM259 231V232H258ZM15 232V233H14ZM25 232V233H24ZM48 232V233H47ZM52 232V231H51ZM52 232V233H53ZM57 232V234H55ZM121 232V235L119 234L118 235V233H120ZM125 234H124V233ZM135 232L137 233L136 235H135ZM206 232V233H205ZM223 232V233H222ZM44 233L45 234H47V236H45L44 235ZM92 233H94V236H92V235H90V234H92ZM95 233H96V237H95ZM130 233H132V235L130 234ZM211 233H213L214 234V236L211 234ZM253 233V234H252ZM6 234H7V236H8V238H7V236H6ZM17 234L18 235H20V238H22V239H20V241H19V239H18V237L19 236H17ZM26 234V235H25ZM27 234H29V236H30V238H28V235ZM107 234H109V235H107ZM112 234H114V236L112 237L111 235ZM115 234H117L118 236V238L116 237V235ZM218 234V235H217ZM224 234V235H223ZM35 235V237H34V239H33V241H32V238H33V236ZM42 235H44L45 236V238H44V236H42ZM65 235H67V236H65ZM209 235H210V237H209ZM222 235V236H221ZM228 235V236H227ZM26 236V237H25ZM41 236V237H40ZM49 236H51V238L53 237L54 238V236L56 237V239L54 240V239H52V240H50L51 238L49 237ZM71 236H72V240L71 241H73L74 240V238H75V242H71L70 241V238H71ZM139 237V240H138V237ZM145 236L147 237V239L145 238ZM149 236H150V238H149ZM153 236H156V239H155V237L153 238ZM213 236V237H212ZM246 236H247V238H246ZM32 237V238H31ZM61 237H62V239H61ZM68 237V241H66V238ZM74 237V238H73ZM93 237H95L96 239H92ZM112 237V238H111ZM120 237V238H119ZM142 237H143V239H142ZM6 238V240H4ZM15 238V239H14ZM26 238V239H25ZM37 238L39 239V241H38V243H37ZM59 238H60V240H59ZM106 238H108V240L106 239ZM111 238V239H110ZM122 238V239H121ZM126 238V239H125ZM128 238V239H127ZM223 238H224V240H223ZM245 238V239H244ZM8 239H9V241L12 239V243H13V245L12 244H8L7 242H8ZM14 239V240H13ZM16 239H17V241H16ZM41 239V240H40ZM44 239H47V240H49L48 241V245H47V242H45L44 243ZM130 239V240H129ZM133 239H134V241H133ZM136 239V240H135ZM244 239V240H243ZM253 239H255V241L253 240ZM35 240H36V242H35ZM58 242H57V241ZM112 240V241H111ZM122 240H125V242L124 241H122ZM127 240V241H126ZM157 240V241H156ZM213 240V241H212ZM229 240V241H228ZM262 240V241H261ZM0 241V242H1ZM6 243H5V242ZM21 241L23 242V243H21ZM29 241H31V242H29ZM52 241H53V244H52ZM55 241V242H54ZM61 241H63V243L61 242ZM82 241L83 242H85V244H83V249L81 248V246H82V244H80V243H82ZM94 241V242H93ZM137 241H139V242H137ZM151 241V242H150ZM207 241V242H206ZM219 241H220V243H219ZM223 241V242H222ZM227 241V242H226ZM243 241H244V243H243ZM257 241V242H256ZM259 241V242H258ZM26 242L28 243V249H27V246H26ZM60 242V243H59ZM65 242V243H64ZM80 242V243H79ZM90 242V243H89ZM155 242V243H154ZM159 243V247H158V243ZM214 242V243H213ZM216 242V243H215ZM221 242H222V244H221ZM258 244V246H257V248H256V243ZM261 242V247H260V245H259V243ZM21 243V244H20ZM30 243H32V245L30 244ZM59 243V244H58ZM69 243H70V245H69ZM93 243V244H92ZM123 243V244H122ZM124 243H125V246H124ZM134 243V244H133ZM136 243V244H135ZM235 243V244H234ZM254 243H255V246H254ZM263 243V244H262ZM14 244H16V246L14 247ZM42 244H43V246H42ZM54 244H55V246H54ZM74 244L76 245V247L74 246ZM77 244H78V246H79V250H78V246H77ZM88 244V245H87ZM91 244V245H90ZM96 244H98V245H96ZM121 244H122V246H121ZM126 244H128L127 246H126ZM131 244H133L132 246H131V248H133V252H132V249L131 248H129V250H128V246H130ZM145 244V245H144ZM12 245V246H11ZM19 245V246H18ZM29 245L31 246V247H29ZM51 245H53V248L52 247H50ZM58 245H60L59 247H58ZM62 245H63V247H62ZM93 245V246H92ZM138 245V246H137ZM231 245H232V247H231ZM233 245H235V247L233 246ZM10 246V247H9ZM23 247V248H21V251L19 250L18 252H15V251H17L19 248L18 247ZM24 246H25V248H24ZM33 246H35V247H37L38 246V249L39 250H37V248H34ZM45 246V248H43ZM68 246H70L71 247V249L69 250V248L70 247H68ZM74 246V248H72ZM140 246V247H139ZM146 246V247H145ZM222 246V247H221ZM240 246V247H239ZM243 246V247H242ZM254 246V247H253ZM5 247V248H4ZM49 247V249H47ZM56 247L57 248H59L58 250L56 249ZM154 247V248H153ZM219 247H218V249H219ZM259 247H260V249H259ZM13 249L12 250V253L13 254H10L11 253V251H10V253H7L8 252V249ZM50 248H52L51 249V251H52V256H54L53 257V259H50V258H52V256H49V252H48V250H50ZM75 248H77V250L75 249ZM153 248V249H152ZM234 250H233V249ZM5 249V250H4ZM15 249V250H14ZM23 249H25L23 252H22V250ZM26 249H27V251H26ZM36 251H35V250ZM68 249V250H67ZM75 249V250H74ZM126 249H127V251H126ZM236 249V250H235ZM261 249H262V251H261ZM6 251V252H4V251ZM42 250H43V252H42ZM63 250H65L66 251V253H65V251H63ZM83 250H84V252H83ZM124 250V251H123ZM152 250V251H151ZM156 250V251H155ZM186 250H187V248H186ZM258 250H260L261 251V254L262 255H260V252L258 251ZM37 251H38V255H35V254H37ZM71 251V252H70ZM74 251V252H73ZM95 251L96 252H98L97 253V255L95 254ZM154 251V252H153ZM21 252H22V254H21ZM34 252H35V254H34ZM48 252V253H47ZM54 252V253H53ZM55 252H57V254L55 253ZM153 252V253H152ZM230 252V253H229ZM236 252H237V255H236ZM240 252H241V254H240ZM7 253V254H6ZM18 253H19V255H18ZM28 253L30 254V255H28ZM42 253V254H41ZM44 253V254H43ZM69 253H70V256H71V253H72V255H73V258L71 257L70 259H68L69 257H68V255H69ZM85 253V254H84ZM129 253V254H128ZM135 253V254H134ZM180 253V254H179ZM0 254H1V251H0ZM10 254V255H9ZM16 254H17V256H16ZM24 254H25V256H24ZM34 254V255H33ZM39 254H40V256H39ZM63 254V255H62ZM76 254V256H74ZM178 254V255H177ZM8 255H9V258H8ZM15 255V256H14ZM27 255H28V257H30L29 259L27 258ZM42 255H44V256H42ZM58 255V256H57ZM62 255V256H61ZM127 255V256H126ZM182 255H183V257H182ZM233 255H234V257H233ZM235 255H236V257H235ZM247 255H248V257H247ZM1 256V255H0ZM22 256H23V258H22ZM37 256H39V257H37ZM45 256H47V257H45ZM65 256V259H63L62 260V257H64ZM176 256V257H175ZM185 256V257H184ZM205 256V255H204ZM204 256L202 255V257L201 256H197L196 258H194L191 262H189V264H204V263H206L207 264V258H206V256H205V259H204ZM232 256V257H231ZM251 256V257H250ZM263 256V257H262ZM18 257V258H17ZM20 257H21V259H20ZM40 257H41V259H40ZM43 257H44V260H43ZM66 257H68L67 258V261H66ZM78 257H80V258H78ZM129 257V258H128ZM179 259H178V258ZM245 257H247V258H245ZM263 259H262V258ZM0 258H2V257H0ZM16 258H17V260H16ZM25 258H27V260H30V261H28V263H25V261L27 262V260L25 259ZM98 258V259H97ZM127 258V259H126ZM177 258V259H176ZM184 258H186V255L182 252H176V254L173 256V259H174V261H176L177 262V264L178 263H180ZM233 258V259H232ZM244 258V259H243ZM260 258H261V260H260ZM8 259V260H7ZM35 259V260H34ZM45 259H47V260H45ZM48 259H49V261H48ZM71 259H73V262H71ZM154 259H156L157 260V257H154ZM172 259V260H173ZM3 260V261H2ZM14 260V261H13ZM31 260H32V263H31ZM55 262H54V261ZM75 260V261H74ZM106 260V261H105ZM171 260V259H170ZM204 260L206 261V262H204ZM248 260V261H247ZM12 261V262H11ZM20 261V262H19ZM22 261H23V263H22ZM41 261V262H40ZM47 261H48V263H47ZM88 261V263H86ZM196 261H197V263H196ZM4 262H3V264H4ZM7 262H9V263H7ZM11 262V263H10ZM30 262V263H29ZM45 262V263H44ZM71 262V263H70ZM85 262V263H84ZM141 262V260H138V258L136 257V260L134 261V262H131V264H141L140 263ZM156 262V261H155ZM241 262V263H240ZM251 262V263H250ZM35 263V264H36ZM0 264H2V263H0ZM59 264H60V262H59ZM62 264V263H61ZM108 264H110V262H108ZM111 264H114V263H111Z\"/></svg>",
    "mask_w": 264,
    "mask_h": 264
},
{
    "label": "bare ground",
    "instance_id": "2",
    "mask_svg": "<svg viewBox=\"0 0 264 264\" xmlns=\"http://www.w3.org/2000/svg\"><path fill=\"white\" fill-rule=\"evenodd\" d=\"M0 1H2V0H0ZM10 2H11V0H9ZM13 1V0H12ZM15 1V0H14ZM13 1V2H14ZM25 1V0H24ZM98 0H38V1H36L35 2V5H34V8L36 9V10H38V12H39V16H40V14H42L43 15V17H47V18H49V19H52L56 24H57V26H56V29L54 30V28L52 27V25H51V28L53 29L52 31H49V32H46V33H42L41 34V36H40V34H39V37H41L40 38V43L42 44V43H47L48 45H51L52 46V48H51V50H50V52H48V55L47 56H45V57H47L46 58V62L44 61V63H45V68L43 69V73H44V70H45V75H44V77L45 76H48L47 75V71H49V73H50V70H52V68H54V69H66V70H68V72H69V75H71V77H73L72 76V74H70V71H73V72H80V73H78L79 74V76L80 77H82V78H84V80H85V77L84 76H82L83 74H87V73H89V72H93V71H95L96 72V70H98V72L99 71H101V70H103L104 68H106V69H108L109 70V73H108V75H110V74H112V77H111V75H110V78H108V81H109V84L111 85V81L112 80H114L116 83H114L115 84V87L113 86V89H115V90H117V86H122V90L123 89H125V87H126V89L128 88V84L125 86V85H123L125 82H127L128 81V83H130V81L129 80H127V79H125V81H122V79L121 78H118V76H117V72H119V71H121V70H125L126 71V69H128V67H129V65H130V61H131V59H132V56H133V49L134 48H132L131 47V45L133 46V45H135L134 43L132 44L131 43V45H130V41L132 42H134V40H132V37L133 36H135L137 33V35H139V36H141L142 34V36L144 37V34H145V38H146V36H147V34L145 33V31L143 32V33H139V30H140V27H139V30L137 31L136 29H137V26L135 27L136 29H133L134 27H132V29H133V31H137L136 33H134L133 34V36H132V31H130V30H128L127 29V27H125L124 25H123V20H119V22H121L122 23V25L121 24H119V23H116V21L115 22H113V21H111V20H113V17H114V9L113 8H110V7H108V5H107V1L106 0H101L100 2L98 1ZM116 1H118V0H116ZM122 1V0H121ZM125 1V0H124ZM131 1V0H130ZM135 1V0H134ZM138 1V0H137ZM136 1V2H137ZM146 0H144V2H145ZM150 1H152V0H149V2ZM160 1H162V0H160ZM170 1H172V2H174L173 0H170ZM176 1V0H175ZM232 1V0H231ZM246 1V0H245ZM256 1V0H255ZM5 2H7L6 0H5ZM16 2V5L18 6V1H15ZM15 2H14V5H15ZM19 2H21L22 3V1H19ZM133 2V1H132ZM147 2V1H146ZM153 2H156L155 0L153 1ZM157 2H158V0H157ZM166 2L168 3V1L166 0ZM239 2H240V0H239ZM257 2H259V0H257ZM260 2H261V5H262V3H263V1H261L260 0ZM2 3H3V1H2ZM12 3V2H11ZM34 3V2H33ZM33 3H32V5H33ZM120 3V2H119ZM129 2H127V4H128ZM161 3V2H160ZM164 3V1H162V4ZM169 3H171V2H169ZM222 3V2H221ZM226 3V2H225ZM241 3V2H240ZM30 6H31V1H30ZM122 4V3H121ZM155 4V3H154ZM153 3H152V6L154 5ZM161 4V5H162ZM228 4H231V3H228ZM235 4V3H234ZM242 4V3H241ZM256 4H258V3H256ZM9 5V4H8ZM15 5V8L17 7ZM27 5H28V3H27ZM144 5H145V3H144ZM164 5H166L165 3H164ZM171 5V4H170ZM222 5V4H221ZM260 5V6H261ZM3 6V5H2ZM7 6V5H6ZM26 6V5H25ZM118 6V5H117ZM116 6V7H117ZM121 6V5H120ZM127 6V5H126ZM136 6V5H135ZM137 6H139V5H137ZM136 6V7H137ZM152 6H151V3H149V7H150V9H152ZM159 6H160V4H159ZM223 6V5H222ZM224 6H226V5H224ZM236 6H237V4H236ZM235 6V7H236ZM244 6V5H243ZM254 6L255 5H253V8H254ZM4 7V6H3ZM32 8H33V6H31ZM128 7V6H127ZM135 7V8H136ZM147 5H146V9L147 10H150V9H148L149 8ZM156 7V6H155ZM162 7H163V5H162ZM168 7V9H169V6H167ZM258 7H259V4H258ZM5 8V7H4ZM7 8V7H6ZM22 8V7H21ZM33 8V9H34ZM141 8V7H140ZM143 8H144V6H143ZM154 8V7H153ZM223 8V7H222ZM247 8H249V6L247 5ZM256 8V7H255ZM254 8V13H255V10L256 9H258V8H256L255 9ZM0 9H1V6H0ZM3 9V8H2ZM10 9V8H9ZM20 9V8H19ZM29 8L27 7V9H26V7H25V10H28ZM124 9V8H123ZM158 9V6H157V8L154 10V12L157 14V12L158 11H156ZM224 9V8H223ZM227 9V8H226ZM230 9V8H229ZM13 11H14V9H12ZM12 10H11V12H12ZM24 10V11H25ZM129 10V9H128ZM153 10V9H152ZM167 10V9H166ZM171 10H173V9H171ZM189 9L187 8V11H188ZM202 9L200 8V11H201ZM203 10H205V9H203ZM203 10H202V12H203ZM234 10V9H233ZM243 10V9H242ZM245 10V9H244ZM6 11H7V13L9 12L8 10H5L4 12H3V10H2V13H3V15H1L2 13L0 12V16H2V18L4 19V15L5 14H7L6 13ZM137 11H138V9H137ZM173 11H175V10H173ZM173 11H168L167 10V13L168 14H170L171 13V19H172V15L174 16V14H173ZM176 11H178V10H176ZM175 11V12H176ZM180 11V10H179ZM183 11H185L184 9H183ZM192 11V13H194L193 12V10H191ZM194 11H196V9H194ZM212 11V10H211ZM257 11V10H256ZM16 12L17 13H22L21 12V10H19V12H18V9H16ZM119 12H120V10H119ZM133 12V11H132ZM132 12H131V15H132ZM139 12V11H138ZM154 12L152 13V15H155L154 14ZM159 12H161V13H163L162 11H159ZM180 12H182V10L180 11ZM233 12V14H234V11H232ZM245 12V11H244ZM244 12H241V13H244ZM251 12V11H250ZM10 13V12H9ZM28 14L26 15V17H28L29 18V12H27ZM117 13V12H116ZM167 13H165L166 15H167ZM188 13V15H186L187 17L188 16H190V14H189V12H187ZM191 13V14H192ZM210 12H208V14H209ZM247 13V12H246ZM245 13V15H247ZM261 13V12H260ZM24 14H26V13H24ZM36 14V16H38L37 14V12L35 13ZM126 15H127V13H125ZM133 14H134V12H133ZM181 14V13H180ZM186 14V13H185ZM205 14V15H204ZM203 15L206 17L207 16V14L206 13H204ZM214 13L212 12V15H213ZM216 14V13H215ZM239 14H240V12H239ZM250 14V13H249ZM256 14V13H255ZM255 14H254V18H255ZM9 15V14H8ZM10 15L12 16V13H10ZM18 15V14H17ZM16 15V16H17ZM118 15V14H117ZM129 15V14H128ZM162 15V14H161ZM194 15V14H193ZM196 13H195V17H196ZM258 15V14H257ZM15 16V17H16ZM30 16H32L31 14H30ZM120 16V15H119ZM122 16H123V13H122ZM122 16H121V18H122ZM179 16V15H178ZM199 16H201L200 17V20L203 18L204 19V17L202 16V15H199ZM214 16V15H213ZM216 16V15H215ZM217 16H218V14H217ZM5 17H8V19H10L9 17L10 16H5ZM18 17V16H17ZM16 17V18H17ZM124 17V16H123ZM165 17V16H164ZM182 17H184V19H186L185 18V15L183 16V14H182ZM193 17V16H192ZM198 17V16H197ZM209 18H212L211 16H208ZM125 19H126V17H124ZM163 18V17H162ZM162 18H160V15H159V19H162ZM175 17H173V19H174ZM179 18H181V16L179 17ZM207 18V17H206ZM213 18H215V17H213ZM41 19H42V22H44L43 21V18L41 17ZM111 19V20H110ZM123 19V18H122ZM140 19H141V17H140ZM182 19V18H181ZM184 19H183V22H184ZM197 19L198 18H196V19H194V17H193V23L191 24L192 26H193V24L196 22V24H197ZM218 19H219V17H218ZM22 20V19H21ZM33 20H34V18H33ZM45 20H48V19H45ZM51 20V21H52ZM130 20H131V18H130ZM165 20H167V18L165 17V19H164V22H166V26H167V24L169 23V20L168 21H165ZM179 20V19H178ZM190 20H191V17H190ZM210 20V19H209ZM0 21H3V20H1L0 19ZM10 21H12V18L10 19ZM9 20H8V23L10 22ZM14 21H16V19H14L13 18V22ZM28 21H29V19H28ZM126 21H127V19H126ZM150 21H152V20H150L149 19V25H150ZM175 21H177V20H175ZM187 21V23H189V21L188 20H186ZM202 21V20H201ZM204 21H206V20H204ZM7 22V21H6ZM18 22V21H17ZM22 22V21H21ZM41 22V23H42ZM132 22V21H131ZM147 22V21H146ZM181 22H182V20H181ZM183 22L181 23V25L183 24ZM191 22V21H190ZM212 22H213V20H212ZM7 23V24H8ZM12 25L14 24V23H12V22H10ZM8 24L9 25V27L10 26H12L11 24ZM63 23L65 24V23H67L68 24V27H65V26H63ZM132 23H134V21L132 22ZM136 23H138V22H136ZM140 24H141V22H139ZM145 23V22H144ZM177 23V22H176ZM176 23H175V25H176ZM187 23H185V26L187 25ZM198 23H200V21L198 22ZM211 23V22H210ZM209 23V24H210ZM5 24V23H4ZM4 24L1 22V26H3L2 28L3 29H5L4 28ZM20 24H22V23H20ZM49 24V23H48ZM125 24V23H124ZM126 24L128 25V23L126 22ZM152 24L154 25V23L152 22ZM165 24V23H164ZM172 23L170 22V26H173V25H171ZM174 24V23H173ZM205 24L206 23H204V29H205V32H203L204 31V29L201 31V33H206V30L208 29V28H210L209 26H208V28L206 29L205 28ZM8 25H7V27H8ZM34 25H35V23H34ZM130 25V24H129ZM137 25H139V24H137ZM144 25V24H143ZM153 25L151 26V29H152V27H153ZM179 25V24H178ZM184 25V24H183ZM200 25H202L201 23L200 24H198V27H200ZM215 25H216V22H215ZM215 25H214V29L215 30H217L216 28H215ZM33 26V25H32ZM36 26H37V24H36ZM43 26H45V23H44V25ZM145 26V25H144ZM144 26H142V24H141V31L140 32H142V29L144 28ZM221 26V25H220ZM5 27H6V25H5ZM14 27V26H13ZM20 27V26H19ZM18 27V28H19ZM26 27V26H25ZM35 27V26H34ZM38 27H40V26H37V28ZM177 27V26H176ZM181 26H179V28H180ZM184 27V26H183ZM196 27V26H195ZM197 27V28H198ZM207 27V26H206ZM218 27V26H217ZM16 28V27H15ZM18 28H16V29H18ZM32 28V27H31ZM30 28V29H31ZM147 28V27H146ZM145 28V30H146V32L147 33H149L148 32V28L146 29ZM187 28V27H186ZM43 29V28H42ZM151 29L149 30L150 31V33H151ZM154 29H155V27H154ZM181 29H183V28H181ZM188 29H192L191 27H189ZM10 30H12V29H10ZM19 30V29H18ZM18 30H17V32H18ZM38 30V29H37ZM45 30H47V29H45ZM158 30H159V28H158ZM169 30V29H168ZM179 30V29H178ZM197 29L195 28V31H196ZM223 30V29H222ZM226 30V29H225ZM22 31V30H21ZM21 31H19V32H21ZM40 31V30H39ZM183 31H184V29H183ZM188 31V30H187ZM194 31V32H195ZM207 31H209V29L207 30ZM14 32V31H13ZM35 31H33V33H34ZM158 33H159V31H157ZM168 32V31H167ZM179 32L180 33H183L181 30H179ZM185 32H186V29H185ZM192 32V31H191ZM210 32H211V28H210ZM209 32V33H210ZM26 33V32H25ZM199 33H200V31H199ZM208 33V32H207ZM214 33L215 32H213L212 31V34L214 35ZM227 34H228V36H229V33L228 32H226ZM15 34H17V33H15ZM23 34V33H22ZM161 34V33H160ZM163 34V33H162ZM190 34V33H189ZM202 34V36H204ZM211 34V35H212ZM216 34V33H215ZM225 34V33H224ZM222 32H221V34L219 33V35H218V37H219V41L217 40V38H216V40L218 41V43H219V45H220V43H221V46H222V49L221 48H216L215 47V45H213L214 46V48H215V53L217 52V54H218V52L220 51L221 52V50H222V52L221 53H223V52H225V50H223V49H226V47L225 46H227V44H225V40H226V42L228 41V39H226V36H227V34H225V37L223 36L224 35ZM8 35V34H7ZM18 35V36H17ZM16 35V39H18V37L22 40V42H24V43H26V44H28L27 42H29V39H28V41H24L23 40V38H24V36H23V38H21V33L20 34H17ZM24 35V34H23ZM28 35H30V38H31V41H32V37L33 36H31L32 35V31L30 32V33H28ZM36 35H37V33H36ZM82 36V39H79L77 36ZM155 35V34H154ZM181 35V34H180ZM206 35V34H205ZM211 35H210V38H211ZM224 37V38H222V36ZM1 36V35H0ZM27 36V35H26ZM25 36V37H26ZM142 36H141V40H142ZM152 36H153V34H152ZM165 36V35H164ZM184 36H187L186 34L184 35ZM201 36V39H199V40H201V43H202V40H204V38ZM220 36H221V39H222V42L224 41V46H223V44H222V42H221V39H220ZM228 36H227V38H228ZM232 36V35H231ZM230 36V37H231ZM36 37V36H35ZM159 37V36H158ZM170 37V36H169ZM182 38H183V36H181ZM196 37H197V35H196ZM205 37H207V36H205ZM216 37V36H215ZM13 38H14V35H13ZM26 38H29V37H26ZM208 38H209V36H208ZM214 38V37H213ZM213 38H212V41L210 40V43H212L213 42ZM168 39V38H167ZM180 39V38H179ZM197 39V38H196ZM195 39V40H196ZM225 39V40H224ZM21 40H19V42L18 41H16V43L18 42L19 43V45H20V41ZM138 40H140L139 39V37H138V39H137V42L139 43L140 41H138ZM148 40H150V42L148 43V41H145V39L143 40V41H141V42H143V44H144V47H145V43H148L147 44V46L149 45V46H151L152 44H150L151 43V38H150V35H149V38H148ZM153 40H154V42H155V38L153 37ZM159 40H160V37H159ZM178 40V39H177ZM181 40H183V39H181ZM206 40V42H207V38L205 39ZM205 40L203 41V45H202V47L200 46V48H205V47H207L208 49L210 48V46L208 47L207 45H208V43L206 44V45H204V43H205ZM209 40V39H208ZM215 40V39H214ZM34 41V40H33ZM36 41H38L37 40V38H36ZM36 41H35V44H36V47H37V43H36ZM136 41V40H135ZM156 41H158V38L156 39ZM179 41V40H178ZM192 41H193V39H192ZM217 41H214V43L213 44H215V42H216V44H217ZM38 42V43H39ZM137 42H135L137 45H138V43ZM187 43H188V41H186ZM185 42V43H186ZM190 42V41H189ZM40 43H39V45H40ZM168 43V42H167ZM186 43V44H187ZM230 43V42H229ZM229 43H228V48L226 49V50H228V51H226V52H230L229 51V49H230V47H233V46H229ZM22 44V43H21ZM32 44V43H31ZM34 43H33V45H35ZM181 44H182V42H181ZM192 44V43H191ZM231 44V43H230ZM33 45H32V48H34L33 47ZM43 45V44H42ZM142 45V44H141ZM153 45H154V43H153ZM199 45H201L200 44V42H198V44H197V46L195 47V45H194V47H193V50H194V48H195V53L197 52V50L199 51V53L198 54H200V49H197V47L199 46ZM218 45V46H219ZM5 46V45H4ZM15 46V45H14ZM18 46V45H17ZM173 46H174V44H173ZM181 46V45H180ZM184 47H185V45H183ZM45 46H43V48H44ZM135 47H136V45H135ZM139 47V46H138ZM153 47V46H152ZM224 47V48H223ZM12 48V47H11ZM11 48H10V50H11ZM41 49L42 50V48L41 47H38V49ZM48 48V47H47ZM141 48H142V46H141ZM174 48V47H173ZM178 48V47H177ZM186 48V47H185ZM189 48H192L191 46H189ZM211 48H213V47H211ZM38 49H36V50H38ZM137 49V48H136ZM145 49H146V47H145ZM149 47H148V51H149ZM154 49H156L155 47H154ZM170 49H171V47H170ZM180 49H181V47H180ZM186 49H188V46H187V48ZM206 49V48H205ZM217 49H219V51L217 50ZM233 50L231 51L232 53H233V51L235 50V48H232ZM30 50V49H29ZM139 51L138 52H140L141 51V49H138ZM157 50H158V48H157ZM164 50H165V48H164ZM174 50H175V48H174ZM178 50H179V48H178ZM184 50V48L182 49V50H180L179 52L181 53V51H183ZM231 50V49H230ZM3 51H4V49H3ZM12 51V50H11ZM25 51V50H24ZM49 51V50H48ZM166 51H167V49H166ZM168 51H169V49H168ZM202 51L204 52V50L202 49ZM201 51V52H202ZM214 51H212V50H210V54H212ZM21 52V51H20ZM23 52V51H22ZM31 52V54H32V51H30ZM35 52V51H34ZM41 52H44V49H43V51H41ZM138 52H137V50L135 51V53H137V55H136V57H138V55H140V54H142V55H140L139 56V59H141V56L143 57V50H142V53H139L138 54ZM145 52H146V50H145ZM157 52V51H156ZM164 52V51H163ZM186 52V50L184 51V53ZM188 52V51H187ZM187 52L185 53V54H187ZM205 52H206V50H205ZM204 52V53H205ZM4 54L5 53H7V52H3ZM2 53V54H3ZM9 53V52H8ZM27 53V54H26ZM25 54L28 56V54H30L29 53V51L27 50V52H26ZM150 53H151V51H150ZM169 53H170V51H169ZM172 53V52H171ZM189 53H193L192 51L191 52H189ZM189 53H188V56H189ZM13 54H15V53H13ZM17 54H18V51H17ZM20 54V53H19ZM18 54V55H19ZM25 54H23V56H25ZM35 54V53H34ZM41 54V53H40ZM70 54H72V57H74V56H76V57H80L81 58V60L80 61H74V60H72V59H69L67 56L68 55H70ZM73 54H74V56H73ZM147 54V52L145 53V55ZM153 54V56L155 55L156 56V54H154L153 53V50H152V53H151V55ZM157 54H158V56H159V54H160V56H161V51L160 52H157ZM166 54V53H165ZM194 54V53H193ZM208 54V53H207ZM220 54V53H219ZM218 54V55H219ZM234 55H235V53H233ZM9 55V54H8ZM144 55V56H145ZM151 55H150V57H151ZM181 55V54H180ZM201 55V54H200ZM230 53L228 54V56L230 57ZM3 56V55H2ZM10 56V55H9ZM9 56H7V58L9 57ZM13 56V55H12ZM15 56H17V55H15ZM40 56V55H39ZM135 56V55H134ZM154 56V57H155ZM157 56V57H158ZM166 56V55H165ZM183 56V55H182ZM195 56V58L197 57V55H194ZM238 56V55H237ZM4 57V56H3ZM17 57H19V56H17ZM16 57V58H17ZM21 57V56H20ZM20 57H19V59H20ZM45 57H44V59H45ZM70 57V56H69ZM157 57H156V59H157ZM163 58H164V56H162ZM177 57V56H176ZM190 57V56H189ZM208 57V56H207ZM233 57H235V56H233ZM232 57V58H233ZM27 58V57H26ZM25 58V59H26ZM134 58V57H133ZM168 58V56H166V59ZM187 58V57H186ZM10 59L12 60V59H14L15 60V58H13V57H11L10 56ZM32 59V58H31ZM143 59H145L144 57H143ZM147 59H149V57L147 58ZM151 59H152V57H151ZM151 59H150V61H151ZM183 59V58H182ZM188 59V58H187ZM210 59V58H209ZM236 59H238V58H235V59H232V61H235ZM3 60H5L4 58H3ZM135 60V62L137 61L136 59H134ZM134 60H132L133 61V64H134ZM154 60H155V58H154ZM164 60H165V58H164ZM239 60V59H238ZM16 61V60H15ZM19 61V60H18ZM18 61H17V63H18ZM21 61V60H20ZM149 61V60H148ZM150 61H149V63H150ZM153 61V60H152ZM159 61V60H158ZM166 61V60H165ZM167 61H170V63L171 62H173V64H172V67L174 66V64L176 63V61L177 60H175V63H174V61L172 60H167ZM178 61H180V59L178 60ZM181 61H183V63H181V65L182 64H184V59L183 60H181ZM218 61H219V59H218ZM23 62V61H22ZM42 62H43V60H42ZM138 62H140L139 60H138ZM138 62H136V64L138 63ZM145 62H147L146 60H145ZM160 62V61H159ZM159 62H157L158 63V66L160 67V65H159ZM245 62H246V60H245ZM16 63V62H15ZM141 63V62H140ZM140 63H139V65L137 66V67H139V70H142V72L145 70H143V69H141L140 67H141V65H140ZM142 63L144 64V62L142 61ZM141 63V64H142ZM149 63H148V65L146 66V67H149L150 69L151 68H154L153 69V71L156 69H158V71H160V70H162L164 67H165V69L167 68V69H169L170 68V63L169 64H167V67H166V65L164 66V63L165 62H163V65L159 68V67H157L156 68V66H157V64H155L154 62V67H152L153 66V63H152V65H151V63H150V66H149ZM161 64H162V61L160 62ZM178 63V62H177ZM180 63V62H179ZM185 63H187L186 61H185ZM246 63H248V62H246ZM4 64H5V62H4ZM236 65H237V61H236V63H235ZM239 64V63H238ZM12 65V64H11ZM9 66L8 65V67H7V69L10 67V68H12V67H14V64H13V66ZM168 65H169V67H168ZM185 65V64H184ZM190 65H191V61H190ZM7 66V65H6ZM5 66V67H6ZM42 66H43V64H42ZM41 66V68H43ZM136 66H134L135 68H136ZM144 66H145V64H144ZM188 66V65H187ZM199 66V65H198ZM197 65H196V67H198ZM203 66V67H202ZM201 67H202V69H204L205 68V66L204 65H202ZM16 67V66H15ZM38 67V66H37ZM47 67H49L50 68V70H48V68ZM130 67H131V65H130ZM132 67H133V65H132ZM134 67H133V71H134ZM163 67V68H162ZM172 67H171V69H172ZM175 67H178V65L176 66V64H175ZM174 67V68H175ZM186 67V66H185ZM195 67V68H196ZM230 67V66H229ZM237 67V66H236ZM257 67V66H256ZM39 68H40V66H39ZM41 68H40V70H39V72L40 71H42L41 70ZM142 68H144L143 67V65H142ZM191 68V67H190ZM194 68V70L195 71H197L196 69H198V68H196L195 69ZM4 69V68H3ZM6 69V68H5ZM4 69V70H5ZM7 69H6V71H7ZM37 69V68H36ZM137 69V68H136ZM147 70H146V72H145V75L146 74H148L147 73V71H148V68H146ZM170 69V70H171ZM181 71H182V66H180V68H179ZM192 69V68H191ZM202 69H199L198 71H200V70H202ZM217 69V68H216ZM257 69V68H256ZM1 71H2V69H0ZM14 70H15V68H14ZM14 70H13V75H14ZM130 70V69H129ZM152 70V69H151ZM262 70V69H261ZM36 71V70H35ZM52 71H54V70H52ZM104 71V70H103ZM163 71V70H162ZM167 71V70H166ZM185 70H183V72H184ZM189 71V70H188ZM204 74L206 73V70L204 69ZM208 71V70H207ZM215 71V68H214V70H212L211 71V73L213 72V75L214 76H216V72H214ZM222 71H223V67H222ZM258 71H259V68H258ZM9 72H10V69H9ZM32 72V71H31ZM66 72V71H65ZM126 72H128V70L126 71ZM125 72V73H126ZM130 72H131V70H130ZM129 72V73H130ZM137 72H138V70H137ZM137 72H134V76L136 75L137 76ZM140 72V71H139ZM149 72V71H148ZM165 72V71H164ZM174 72V71H173ZM191 72V71H190ZM218 72H219V70H218ZM239 72H240V70H239ZM262 72H264V70H262ZM4 73H5V71H4ZM11 73V72H10ZM60 73V70H59V72H58V74ZM81 73H83L82 75H81ZM116 73V74H115ZM128 73V74H129ZM144 73V72H143ZM150 73H152V75H151V79L153 80V78H155L154 77V75L156 76V71L155 72H149V74ZM155 73V74H154ZM161 73V71L158 73L157 72V75L158 74H160ZM167 73V72H166ZM187 74H188V72H186ZM192 73L194 74V71L192 70ZM196 74H197V72H195ZM224 73V72H223ZM6 75H7V77H9V73H5ZM12 74V73H11ZM15 74H16V72H15ZM27 74H28V72H27ZM26 74V75H27ZM29 74H31V73H29ZM28 74V75H29ZM50 74H52V73H50ZM56 74V73H55ZM55 74H53V76L55 75ZM63 74H65V73H63ZM73 74H75V73H73ZM93 74H94V72H93ZM106 74V73H105ZM115 74V75H114ZM120 74V72L118 73V75ZM162 74V73H161ZM177 74V73H176ZM192 74V75H193ZM198 74H199V72H198ZM204 74H203V72H202V80H204ZM218 74H220V72L218 73ZM229 75H230V73H228ZM259 74V73H258ZM257 74V75H258ZM1 75H2V73H1ZM33 75H34V73H33ZM36 75V74H35ZM89 75V74H88ZM88 75H87V77H88ZM97 75V74H96ZM100 75V74H99ZM107 75V74H106ZM121 75H123V71L121 72ZM143 75V74H142ZM163 75V74H162ZM161 75V76H162ZM173 75H174V73H173ZM189 76H190V74H188ZM191 75V77H192V79H194V76H195V74H194V76H192ZM208 75H209V73H208ZM213 75H211V77L213 78ZM237 75V74H236ZM5 76V75H4ZM51 76V75H50ZM56 76V75H55ZM78 76V78L80 79V77ZM90 76V75H89ZM98 76V75H97ZM97 76H96V79H97ZM103 76V75H102ZM124 76H125V74H124ZM124 76H122V78L124 77ZM131 76H132V74H131ZM134 76H133V79L131 78V80H134ZM138 76H139V74H138ZM172 76V75H171ZM183 76V75H182ZM218 76V75H217ZM217 76H216V78H217ZM243 76V75H242ZM262 75H260V77H261ZM69 76L67 75V78H68ZM108 77V76H107ZM127 77V76H126ZM129 77V76H128ZM127 77V78H128ZM180 77V76H179ZM200 77V76H199ZM207 77V76H206ZM10 78H11V75H10ZM26 78L29 80L28 82H29V85H31V84H33L34 85V82L33 83H30V77L28 78L27 76H26ZM39 78V77H38ZM50 78V77H49ZM74 78V77H73ZM99 78H100V76H99ZM102 78V77H101ZM161 78V77H160ZM178 78V77H177ZM183 78V77H182ZM235 78V77H234ZM75 79V78H74ZM88 79H89V77H88ZM93 79V78H92ZM111 81H110V80ZM129 79V78H128ZM140 79H141V77H140ZM179 79V78H178ZM190 80H191V78H189ZM208 79H210L211 80V78H210V75L208 76ZM222 79V78H221ZM223 79H224V77H223ZM230 79V78H229ZM260 79V78H259ZM259 79H258V77H257V80H258V84H259ZM262 79V78H261ZM260 79V80H261ZM4 80V79H3ZM16 80V79H15ZM15 80L14 79H11V81H13V83L15 82ZM36 80V79H35ZM65 81H66V78L64 79ZM76 80H78L77 78L75 79V81ZM81 80V79H80ZM83 80V79H82ZM103 80H104V78H103ZM143 80H144V77H143ZM145 80H147V78H145ZM150 80V79H149ZM197 80H198V76H197ZM200 80H201V78H200ZM201 80V81H202ZM225 80V79H224ZM223 80V85H224V83H225V86H226V83L227 82H225ZM11 81H7V83L9 82H11ZM31 81H33V80H31ZM74 80L72 81V79H71V82H75ZM137 81H139V80H136L135 81V88H136V82ZM177 81V80H176ZM175 81V82H176ZM186 81V80H185ZM192 81V80H191ZM226 81H228L227 79H226ZM253 81H254V79H253ZM264 81V80H263ZM5 82V81H4ZM22 81L20 80V83H21ZM70 82V83H71ZM79 82L80 81H78V84L76 85V83H77V81H76V83H75V86H79V90L78 91H80L81 89L80 88H84V87H80V85H79ZM82 82V81H81ZM96 82H98V81H96ZM134 82V81H133ZM144 82V81H143ZM150 82V81H149ZM198 82L200 83V81L198 80ZM212 82H214L213 81V79H212ZM238 82V81H237ZM250 82V81H249ZM261 82V81H260ZM12 83V82H11ZM12 83V84H13ZM18 83V82H17ZM19 83V86L21 85ZM23 83V82H22ZM24 83H25V81H24ZM23 83V84H24ZM53 83V82H52ZM59 83V82H58ZM102 83V82H101ZM104 83V82H103ZM112 83V84H113ZM137 83H139V82H137ZM141 83V82H140ZM145 83H146V81H145ZM155 83V82H154ZM177 83H178V81H177ZM186 83H188L187 81H186ZM190 83V82H189ZM208 83V82H207ZM207 83H205L206 85H207ZM215 83V82H214ZM246 83V82H245ZM248 83V82H247ZM254 83V82H253ZM5 84V83H4ZM39 84V83H38ZM42 84V83H41ZM72 84V83H71ZM82 84H84V83H82ZM86 84H87V80H86ZM98 84V83H97ZM106 82H105V84H103L102 85V87H99V88H101L100 90L102 91L103 90V88H105V86H106ZM121 84V85H120ZM126 84V83H125ZM164 84V83H163ZM171 84V83H170ZM182 84V83H181ZM181 84H180V86H181ZM185 84V83H184ZM193 84V83H192ZM231 84H233V83H231ZM256 84V83H255ZM13 85H16V83L15 84H13ZM27 86V85H25V87H29V88H31V86ZM35 85H36V82H35ZM49 85V84H48ZM67 85V86H66ZM63 84V89H64V86L66 87V93L68 92V91H70V90H68L67 89V87L69 86V84ZM73 86H74V84H72ZM71 85V87H70V89H71V93H72V86ZM94 85H96V83L94 84ZM93 85V86H94ZM117 85V86H116ZM137 85H140V84H137ZM143 85H145L146 86V84H144L143 83ZM151 85V84H150ZM187 85H189V84H187ZM211 84H209V85H207V86H209V90H211L210 89V86ZM218 85H219V80H218ZM250 85H251V83H250ZM19 86H18V88H19ZM23 86V85H22ZM40 84L38 85V87H35V88H40ZM43 87H45L44 85H42ZM42 86H41V88H42ZM53 86H54V84H53ZM60 86V85H59ZM75 86H74V88H75ZM93 86H91V87H93ZM104 86V87H103ZM123 86H124V88H123ZM148 86H149V84H148ZM147 86V88H149V87H151V86H149L148 87ZM178 86V85H177ZM186 86V85H185ZM213 86V85H212ZM216 86V85H215ZM232 86V85H231ZM233 86H234V84H233ZM252 86H253V84H252ZM21 87V86H20ZM25 87H23L24 89H25ZM97 87H98V85H97ZM96 87V88H97ZM112 87V86H111ZM183 87V86H182ZM199 87H201V90H203V93H204V95L206 94L204 91L206 90V92L208 93V94H210L209 92H208V88H206L205 90H204V87L203 86H199L198 85V87H197V89H199ZM230 87V85H228V86H226V87H224V88H226L227 89V92H229V90H228V88ZM240 88H241V86H239ZM6 88H7V84H6ZM17 88V87H16ZM48 88H50V85H49V87L47 86V89ZM138 88V87H137ZM136 88V89H137ZM152 88H154V86L152 85ZM151 88V89H152ZM170 88H171V86H170ZM175 88V87H174ZM213 88H214V86H213ZM231 88V87H230ZM234 88H237V90H238V85L236 84V87H234ZM239 88V89H240ZM257 88H258V86H257ZM12 89H13V87H12ZM27 89V88H26ZM47 89H45V91H47ZM51 89V88H50ZM50 89H48L49 91H50ZM55 89V88H54ZM62 89V90H63ZM95 89V88H94ZM94 89H93V92H94ZM108 89H111V88H109L108 87ZM108 89H107V93H105L104 94V92L102 91V95H103V100L101 101V100H99V101H101V105H105L106 106V103H107V101H109L108 100V98L111 96V95H115V93L116 92H114L113 91V89H112V91L114 92V94L112 93V92H108ZM133 89H134V87H133ZM155 89H156V87H155ZM169 89V88H168ZM217 89H218V86H217ZM222 88H220V90H221ZM249 89H253V87L251 88V86H250V88ZM259 89H260V84H259V88H258V92H259ZM35 90V89H34ZM90 90H91V88H90ZM99 90V92L100 93H98V98H100L99 97V95L101 94V91ZM119 90H121L120 88H119ZM121 90V94H123V92H124V90L122 91ZM128 90L130 91V88L129 89H127V92H128ZM144 90H145V87H144ZM147 90H149V89H147ZM161 90V89H160ZM165 90V89H164ZM164 90H163V93L164 94H166L165 92H164ZM172 90V89H171ZM189 90H190V88H189ZM189 90H187V91H189ZM232 90H233V88H232ZM9 91V90H8ZM13 91V90H12ZM15 91V90H14ZM21 91H22V87H21ZM33 91V90H32ZM31 91V89L29 90V92H32ZM45 91L43 90V93L45 94ZM64 91V90H63ZM92 91V90H91ZM105 91V90H104ZM139 91V89H137V92ZM180 91V90H179ZM200 91V90H199ZM198 90H197V93L199 92ZM211 91H214L213 89L211 90ZM231 91V90H230ZM251 91V90H250ZM262 91L263 90H261L260 89V92L262 93ZM24 92H28V90H26V91H24ZM42 92V91H41ZM41 92H39V93H41ZM52 92L54 93V90H53V87H52ZM58 92H61V91H58ZM57 92V93H58ZM106 92V91H105ZM117 92H119L118 90H117ZM125 92H126V90H125ZM132 92V91H131ZM161 92H162V90L160 91V94H161ZM169 92H170V90H169ZM175 92H176V90H175ZM178 92V91H177ZM218 92V91H217ZM222 92V91H221ZM233 92H236V89H235V91L233 90ZM240 92H242V90L241 91H239V93ZM257 92V91H256ZM7 93V92H6ZM12 93H14V92H12ZM22 93V92H21ZM21 93H19V95L21 94ZM50 94H52L51 92H49ZM63 94L65 93V92H62ZM65 93V94H66ZM73 93H74V91H73ZM109 93V94H108ZM110 93H111V95H110ZM135 93H136V91H135ZM135 93H134V95H135ZM181 93H183L182 91H181ZM180 93V94H181ZM194 93H195V91H194ZM203 93H201V95L203 96ZM216 92L214 91V94H215ZM220 93V92H219ZM224 93H225V91H224ZM223 93V94H224ZM232 93V92H231ZM231 93H229L228 95H225V96H227L228 98H229V96L230 97H232V95H233V97H234V94H231ZM244 93V92H243ZM247 93V92H246ZM24 94V93H23ZM22 94V95H23ZM29 94V93H28ZM32 94H33V92H32ZM43 94V95H44ZM63 94H62V96H63ZM77 94V93H76ZM75 94V95H76ZM82 94V93H81ZM80 94V95H81ZM87 95L89 94L88 92L86 93ZM107 94V95H106ZM138 94H139V92H138ZM137 94V95H138ZM207 94V95H208ZM227 94V93H226ZM238 94V93H237ZM241 94V93H240ZM245 94V93H244ZM254 94H256L255 92H254ZM253 94V95H254ZM18 94H17V96H19ZM25 96H27V93L26 94H24ZM97 95V94H96ZM101 95V96H102ZM110 95V96H109ZM183 95V94H182ZM192 95H194V94H192ZM211 95H212V93H211ZM221 94H215V97L214 98H218V96H219V98H221L222 99V97L224 96V95H222V96H220ZM241 95H243V94H241ZM250 95H251V92H250ZM249 95V96H250ZM58 96H59V94H58ZM58 96H53L54 98L55 97H57L58 98ZM73 96V98H75V97H77V96H74V95H72ZM105 96L106 97H108V98H105ZM124 96H126V95H122V98L124 97ZM160 97H161V95H159ZM172 96V95H171ZM174 96H175V94H174ZM191 96V95H190ZM195 96V95H194ZM238 96V95H237ZM240 96V95H239ZM248 96V95H247ZM66 97H67V95H66ZM112 97V96H111ZM111 97H110V100L112 101V99L114 98H112L111 99ZM115 97H117V95H115ZM157 97V96H156ZM162 97H163V95H162ZM165 97H166V95H165ZM169 97V96H168ZM180 97V96H179ZM196 97H197V94H196ZM205 97V96H204ZM232 97V98H233ZM244 97V96H243ZM246 97V96H245ZM3 98V97H2ZM1 98V99H2ZM26 98V97H25ZM62 98V97H61ZM69 99H70V96L68 97ZM67 98V99H68ZM72 97H71V99L74 101V99H73ZM82 98H83V94H82ZM87 98V97H86ZM94 98V102L96 101L97 102V100H96V98L95 97H93ZM102 98V97H101ZM120 98H121V96H120ZM121 98V99H122ZM134 98H137V100H138V96H135ZM140 98H141V96H140ZM158 98V97H157ZM172 98H173V96H172ZM181 98V97H180ZM180 98H178V97H175L174 99V103L172 104V105H169L170 107H169V109H172L171 111H173V109H174V111H176V109H178V108H182V103L180 102L181 101V99ZM186 98V97H185ZM209 98V97H208ZM219 98H218V100H219ZM235 98H237L236 97V95H235ZM239 98V97H238ZM1 99H0V102H1ZM53 99V98H52ZM70 99V100H71ZM77 99V98H76ZM78 99L80 100L81 99V97H78ZM130 99V98H129ZM165 99V98H164ZM187 99V98H186ZM206 99H207V97H206ZM225 99H226V97H225ZM119 100V99H118ZM163 100V99H162ZM188 100V99H187ZM229 100V99H228ZM230 100H231V98H230ZM233 100H235L234 98H233ZM254 100V99H253ZM52 101V100H51ZM78 101V100H77ZM116 101H117V99H116ZM132 101H133V99H132ZM241 101L242 100H240V103H241ZM67 102V100L65 101V103ZM92 102V101H91ZM94 102H93V104H94ZM103 102V103H102ZM104 102H105V104H104ZM118 102V101H117ZM117 102H115V98H114V102H113V105L114 104H116ZM120 102V101H119ZM129 102H130V100H129ZM184 102H185V99H184ZM232 102V101H231ZM237 102V101H236ZM238 102H239V100H238ZM3 103V102H2ZM42 103V102H41ZM40 103V104H41ZM53 103V101L51 102V104ZM68 103H69V100H68ZM78 103V102H77ZM77 103H75V105L77 104ZM121 103H122V101H121ZM120 103V104H121ZM139 104H140V102H138ZM244 103H245V101H244ZM243 103V104H244ZM48 104V103H47ZM63 104V103H62ZM90 104V103H89ZM96 104V103H95ZM99 104H100V102H99ZM228 104H229V101H228ZM230 104H232V103H230ZM4 105H5V103H4ZM50 105V104H49ZM48 105V106H49ZM61 105V104H60ZM66 105L68 106L69 104H67L66 103ZM88 105V104H87ZM127 105H128V103H127ZM130 105H131V103H130ZM156 105V104H155ZM154 105V106H155ZM189 105V104H188ZM48 106H45V107H47L48 108ZM70 106H71V102H70ZM77 106V105H76ZM76 106H74V108H73V110H69V111H72V116H73V111H74V114H75V116L77 117V115L78 114H80L81 115V113H79L80 111H81V109H80V111L78 112V114H77V111L75 110V108H76ZM90 106V105H89ZM95 106V105H94ZM109 106V105H108ZM106 107V108H109V107ZM117 106V105H116ZM123 106H125L124 104H123ZM132 106V105H131ZM138 106V105H137ZM166 106H167V104H166ZM165 105H164V102H160L159 104H157V106H155L153 109H152V111H151V113H150V123H151V130H154V140L157 142V145H156V147L158 148V151L164 156V157H166V158H168L169 156H173V158L170 160L171 162H172V160L174 159L175 160V155L176 154H178L179 155V153H180V151H182V150H184V149H189L190 148V146H191V141H192V139H193V137H194V131L192 130V129H190V127L188 128V130L186 129V131L184 130V132H181V133H177V131H176V127H177V123H176V127L174 126V124L173 123H171L170 125L168 124H166V122L168 123L169 122V119H168V113H167V107H166ZM232 106H234L235 108H236V106L235 105H232ZM52 107H53V104H52ZM72 107H73V104H72ZM78 107H79V105H78ZM92 107V106H91ZM96 107V106H95ZM102 107V109H100V110H104V108L105 107H103V106H101ZM110 107H111V103H110ZM141 107V106H140ZM153 107V106H152ZM190 107H192V105H190ZM194 107V110H196L197 108H195V106H193ZM193 107H192V112H193ZM14 108H15V106H14ZM33 108V107H32ZM55 108V107H54ZM80 108V107H79ZM94 108V107H93ZM99 107L97 106V109H98ZM105 108V109H106ZM118 108V107H117ZM117 108H116V110H117ZM124 108V107H123ZM200 108V107H199ZM222 108V107H221ZM240 108V107H239ZM37 109V108H36ZM38 109H39V107H38ZM53 109V108H52ZM96 109V110H97ZM183 109V108H182ZM224 109V108H223ZM237 109V108H236ZM236 109H235V111H236ZM257 109V108H256ZM12 110V109H11ZM27 110H29L28 108H27ZM33 110V109H32ZM40 110V109H39ZM42 110H43V108H42ZM45 110V109H44ZM48 110H49V108H48ZM47 110V111H48ZM57 110V109H56ZM59 110H61L60 109V106H59ZM63 110H64V106H63ZM65 110H66V106H65ZM64 110V111H65ZM88 110V109H87ZM90 110V112L92 113V111H91V109H89ZM95 110V109H94ZM93 110V111H94ZM130 110V109H129ZM133 110L135 111V110H138V108L136 109V108H134V105H133ZM184 110H185V105H184ZM189 110H191L190 108H189ZM230 112H231V107H230ZM241 110V109H240ZM13 111V110H12ZM23 111V110H22ZM21 111V112H22ZM31 111V110H30ZM37 111V114H38V110H36ZM36 111H33L32 113H34V112H36ZM62 111V110H61ZM61 111H59V112H61ZM64 111H62L63 113H61L62 115H60V113H59V116H58V114H56V111H54L55 112V114H56V116H58L57 117V119H58V123H63L62 122V119L64 120L65 119V117H66V114H64ZM115 111V110H114ZM126 111H127V109H126ZM188 111V110H187ZM224 111H226V110H224ZM224 111L222 112H220V114L222 115V113H223V117H224ZM228 111V110H227ZM29 112V111H28ZM27 112V114H29ZM43 112V111H42ZM57 112H58V110H57ZM85 113H87V112H89V111H84ZM103 112V111H102ZM117 112V111H116ZM115 112V113H116ZM120 112L121 111H119V114H120ZM195 112H197V111H195ZM234 112V111H233ZM239 112V111H238ZM251 112V111H250ZM256 112V111H255ZM19 113V112H18ZM50 113H51V111H50ZM52 113H53V111H52ZM122 113V112H121ZM170 113V112H169ZM181 113H183V112H181ZM191 113V111H188V114H190ZM194 113V112H193ZM229 114V112H226L225 114ZM2 114V113H1ZM77 114V115H76ZM82 114H84L83 113V110H82ZM98 114H99V112H98ZM124 114V113H123ZM149 114V113H148ZM177 114H178V112H177ZM234 114H235V112H234ZM243 114V113H242ZM32 115V114H31ZM40 115H42V113L40 114ZM65 116L64 118H62V116ZM69 115V114H68ZM125 115V114H124ZM127 115V114H126ZM185 115H186V111H185ZM192 115V114H191ZM237 115V114H236ZM21 116V115H20ZM26 116V115H25ZM30 116V115H29ZM34 116V115H33ZM36 116V115H35ZM52 116V115H51ZM56 116H54V117H56ZM60 116H61V119H60ZM70 116H71V112H70ZM75 116H74V118H73V120L74 119H76V121L74 120V124H72V126L73 125H75V123L77 122V120L79 119H77V118H75ZM91 116H94V114L92 115L91 114ZM117 116H118V114H117ZM137 116H138V114H137ZM235 116V115H234ZM249 115H247V113L245 114V117H248ZM254 116V115H253ZM253 116H251V119H253ZM19 117V116H18ZM41 117V116H40ZM40 117H38V132H36L32 127L34 126V124H35V122H36V120H35V122H34V120H33V125H32V127H31V124L29 125L30 127H31V129H33V131H34V133L36 132V134H35V137L36 136H38V134H40V135H42V138H44L45 140H49L50 139V135H51V138L52 139H50V143L49 142H44L42 139H41V137L40 136H38V140H40L41 141V143H42V141H43V144L45 143V145H47L48 143V146H45V147H43V148H49V146L50 147H52V145H53V143H54V141L57 139V141H56V143H55V145H56V147H57V143H58V145L60 144V142L59 141H64V137L62 138V137H60V135H62V134H60L59 136H58V134H59V130L61 129V127L60 126H58L57 127V125H56V127L58 128V130H57V128H55L54 126H53V123H52V126H51V128H50V125H47V126H45V124L44 123H40V120H39V118ZM48 117V116H47ZM53 117V116H52ZM81 117H82V115H81ZM98 117V116H97ZM171 117H172V115H171ZM175 117V116H174ZM176 117H178V115L176 116ZM187 117H188V115H187ZM200 117V116H199ZM228 117V116H227ZM232 117V116H231ZM109 118V117H108ZM114 118H115V115H114ZM138 118V117H137ZM225 118V117H224ZM230 118V114H229V117H228V119ZM234 118V117H233ZM4 119H5V117H4ZM14 119H15V116H14ZM13 119V120H14ZM23 119V118H22ZM22 119H20V122H21V120ZM25 119V118H24ZM41 119V118H40ZM48 119V118H47ZM59 119H60V121H59ZM66 119H67V117H66ZM65 119V120H66ZM72 120V118L71 117H69L67 120ZM117 119V118H116ZM119 119V118H118ZM125 119H126V117H125ZM147 119V118H146ZM184 119H187L186 117H184ZM208 119V118H207ZM206 119V120H207ZM213 119V118H212ZM227 119V120H228ZM231 119V118H230ZM238 119H239V117H238ZM261 119V118H260ZM264 119V118H263ZM9 120V119H8ZM73 120H72V123H73ZM120 120H121V118H120ZM129 119H127V121H128ZM145 120V119H144ZM148 120V119H147ZM175 120H176V118H175ZM183 120V119H182ZM189 120V119H188ZM203 120V119H202ZM249 120L250 119H248V122H249ZM256 120V119H255ZM25 121H27V119L25 120ZM24 121V122H25ZM29 121V120H28ZM50 121H51V119H50ZM50 121H48V122H50ZM137 121V120H136ZM135 121V122H136ZM181 121V120H180ZM225 121H226V118H225ZM229 121L230 120H228V123H229ZM258 121V120H257ZM257 121H256V123H257ZM261 122H262V119L260 120ZM54 122H56V120L54 119ZM67 122V121H66ZM69 122V121H68ZM79 122H81V121H79ZM122 121H120V123H121ZM134 122V123H135ZM185 122V121H184ZM223 122H224V120H223ZM232 122V121H231ZM231 122H230V124H231ZM255 122V121H254ZM263 122H264V120H263ZM0 123H1V117H0ZM15 123V122H14ZM18 123H19V120H18ZM64 123H65V121H64ZM125 123H126V121H125ZM201 123H203V122H201ZM259 123V122H258ZM2 124V123H1ZM20 124V123H19ZM41 124V125H40ZM43 124V125H42ZM56 124V123H55ZM81 124H82V122H81ZM107 124H109V122L107 123ZM131 124H132V120H131ZM130 124V125H131ZM136 125V127H137V123H135ZM178 124H181V123H179L178 122ZM188 124V123H187ZM250 124H251V121H250ZM21 125V124H20ZM25 125V124H24ZM26 125H27V127H28V123L26 122ZM61 125V124H60ZM70 125H71V123H70ZM119 125V124H118ZM134 125V124H133ZM132 125V126H133ZM190 125V124H189ZM188 125V126H189ZM215 125V124H214ZM9 126H10V123H9ZM15 126V125H14ZM17 126V125H16ZM47 127L48 129H47V131H44V128L41 130L40 129V127ZM49 126V127H48ZM63 126H65V128H67L68 129V127H66V125H63ZM68 126V125H67ZM110 126V125H109ZM109 126H106V129H107V127L108 128H110ZM141 126H142V124H141ZM194 126V125H193ZM263 126H264V124H263ZM262 125H261V128H263L264 129V127H263ZM0 127H1V125H0ZM22 127V126H21ZM35 127H36V124H35ZM52 127H53V129L55 130V131H53L52 130ZM59 127H60V129H59ZM71 127V126H70ZM70 127H69V129H70ZM74 127H76V125L74 126ZM120 127V126H119ZM153 127V128H152ZM183 127V126H182ZM248 127H249V125H248ZM18 128H19V130H20V127H19V125H18ZM23 128V127H22ZM37 128V127H36ZM71 128H73V127H71ZM93 128V127H92ZM148 128V127H147ZM180 128V127H179ZM184 128V127H183ZM192 128V127H191ZM250 128V127H249ZM11 129H12V127H11ZM24 129V128H23ZM39 129L41 130V132H39ZM62 129H63V127H62ZM68 129V130H69ZM90 129V128H89ZM133 129L135 130L136 129V132L137 131H139V130H137V128H135V127H133ZM211 129L212 128H210V131H211ZM1 130V129H0ZM2 130H3V127H2ZM15 130H17V128L15 129ZM22 130V129H21ZM21 130H20V132H21ZM74 130V129H73ZM72 130V132H73V134H74V131ZM104 130V129H103ZM102 130V131H103ZM247 130H248V128H247ZM251 130H252V127H251ZM257 130V129H256ZM14 131V130H13ZM24 131L26 132L27 130H25L24 129ZM28 131H29V129H28ZM53 131V132H52ZM79 131H81V130H79ZM87 131H90V130H87ZM87 131H86V133H87ZM101 131V132H102ZM105 131V130H104ZM204 130H202V132H203ZM228 131V130H227ZM244 131H246V130H244V128H243V130H242V133H241V130H240V133L241 134H243L244 133ZM16 132V131H15ZM19 132V133H20ZM45 132V133H44ZM70 132V131H69ZM128 132V131H127ZM135 132V131H134ZM135 132V134L137 135V133ZM139 132H141V134H140V136H141V138L143 139V137H142V135H144V133L142 132V130H141V128H140V131ZM212 132L214 133V131L212 130ZM238 132V131H237ZM247 132V131H246ZM261 132H263L262 130H261ZM1 133H2V131L0 132V135H1ZM12 133V132H11ZM10 133V134H11ZM18 133V130H17V134H19ZM48 133V134H47ZM52 133L54 134V136H52ZM56 133H58L57 134V136H55L56 135ZM62 133H63V131H62ZM76 133V132H75ZM91 133V132H90ZM96 132H94V133H92V134H90V136H87V137H85L84 136V138H83V141L84 140H86V139H89V137H91V135H97V134H95ZM100 133V132H99ZM123 133H126V132H123ZM123 133H120V137H121V134L123 135ZM147 133V132H146ZM220 133V132H219ZM224 133H226V132H224ZM233 132H231V134H232ZM236 133V132H235ZM43 134H44V137H43ZM45 134H47V136H45ZM71 134V133H70ZM206 134V133H205ZM218 134V133H217ZM230 134V133H229ZM239 134V133H238ZM240 134V135H241ZM258 134V136H257V138L259 137V133H255V130H254V134L253 135H251V138H253L254 139V135H257ZM261 134V133H260ZM14 135H15V133H14ZM72 135V134H71ZM75 135V134H74ZM73 135V136H74ZM82 135V134H81ZM139 135V134H138ZM146 135V134H145ZM145 135H144V139H145ZM151 135V134H150ZM202 135V134H201ZM204 135V134H203ZM232 135H234V134H232ZM7 135H5L4 137H3V141L5 142V137H6ZM9 136V135H8ZM21 135L19 134V137H20ZM27 136H28V134H26L25 135V138L24 139H22L21 138V140H19L18 139V137H17V139L16 140H18L19 141V144L16 142L15 143V141H14V144H13V146H14V149H15V146L18 144V146L20 147H18V146H16V150L18 149V151L19 150H23V152H24V149L21 147V144H20V141H22V140H24V143H25V141H26V143H28V145H29V138H32L31 137V135L29 134V136H28V138H27ZM32 136H33V139H32V141H33V146H31L32 148L33 147H35V145L37 144V142H35L36 141V139H34V134H33V132H32ZM79 136H80V134H79ZM129 136V135H128ZM199 136H200V134H199ZM213 136V135H212ZM214 136H215V133H214ZM213 136V137H214ZM247 136H249V135H247ZM263 136H264V134H263ZM10 137V136H9ZM39 137H40V139H39ZM49 137V139H47ZM59 137V138H58ZM72 137V136H71ZM108 137V136H107ZM126 137H127V135H126ZM130 137V136H129ZM133 137H134V134H133ZM151 137L153 138V136L151 135ZM219 137H220V135H219ZM228 137V136H227ZM227 137H225V138H227ZM230 137V136H229ZM245 137V139H247L246 138V136H244ZM53 138H54V141H53ZM74 138V137H73ZM77 138H79V137H77ZM101 138L102 137H100L99 139H100V141H99V144H98V147H97V153H99V150H102L101 151V153L103 152L104 153V155L102 154V156L101 157H104V156H106V157H108L109 158V154L108 153H106L105 154V151L107 150L106 148H105V150L103 149L104 148V146H103V148L102 149H99L100 147H99V145H101V142L102 141H104V139H102L101 140ZM137 138V137H136ZM207 138V137H206ZM210 138V137H209ZM222 138H223V140H224V136H222ZM234 138L236 139V137H235V135H234ZM239 138V137H238ZM26 139V140H25ZM72 139V138H71ZM105 139H106V136H105ZM108 139V138H107ZM111 139H113L112 137L110 138V140ZM144 139H143V141H144ZM244 139V138H243ZM10 140H12V139H10ZM27 140H28V142H27ZM65 140H66V138H65ZM75 140H76V138H75ZM136 140V139H135ZM207 140V139H206ZM216 140H217V138H216ZM233 140V139H232ZM239 140V139H238ZM241 140V139H240ZM250 140V139H249ZM255 140V139H254ZM253 140V141H254ZM257 140V139H256ZM0 141H1V138H0ZM66 141H68L69 142V140H68V138H67V140ZM71 141V140H70ZM73 141H74V139H73ZM73 141H71L72 143H73ZM80 141V140H79ZM107 141V140H106ZM105 141V142H106ZM125 141V140H124ZM132 141H133V139H132ZM141 141V140H140ZM145 141H146V139H145ZM202 141H204V140H202ZM257 141H259L260 143H262V140H257ZM264 141V140H263ZM76 142V141H75ZM74 142V145H76L77 143H75ZM108 142H109V139H108ZM120 142V141H119ZM137 142V141H136ZM154 142V141H153ZM201 142V141H200ZM218 142V141H217ZM222 141H220L219 143H221ZM224 143L222 144V146L224 147L226 144H228L229 143V141H228V138L226 139V140H224L223 141ZM236 142V141H235ZM234 142V143H235ZM250 142H251V144H252V141L250 140ZM13 143V142H12ZM52 143V145H50ZM130 143V142H129ZM143 143V142H142ZM207 142H205V144H206ZM240 143V142H239ZM238 143V144H239ZM245 143V142H244ZM244 143H242L243 144V151H245L244 150V147L246 146H248V145H244ZM248 143V142H247ZM1 144H2V141H1ZM8 143H6V145H7ZM64 144V143H63ZM103 144V143H102ZM203 144V143H202ZM233 144V143H232ZM264 144V143H263ZM55 145L53 146V147H55ZM62 145V144H61ZM61 145H60V148H61ZM67 145V144H66ZM93 145V144H92ZM105 145V144H104ZM107 145V144H106ZM216 145V144H215ZM229 145V144H228ZM253 145V144H252ZM13 146H12V148H13ZM38 146H40L41 147V145L40 144H38ZM96 145L94 144V147H95ZM109 146V145H108ZM111 146H112V144H111ZM116 146V145H115ZM219 146H221V144L219 145ZM251 146V145H250ZM30 147V148H31ZM40 147H39V149H40ZM53 147H52V149H53ZM63 147V146H62ZM69 147V146H68ZM73 147V146H72ZM102 147V146H101ZM107 147V146H106ZM113 147H114V144H113ZM155 147V146H154ZM193 147V146H192ZM196 147H200L199 146V144H197L196 145ZM203 147H205L204 145H203ZM246 147H245V149H246ZM256 147V146H255ZM258 147V146H257ZM4 148H6V147H4ZM42 148V147H41ZM60 148H59V150H60ZM93 148V147H92ZM96 148V147H95ZM108 148V147H107ZM123 148H124V146H123ZM218 148V147H217ZM250 148V147H249ZM259 148H260V144H259ZM1 149V148H0ZM36 151L38 150V148L36 147V148H34ZM63 149H64V147H63ZM63 149H62V152H64L63 151ZM90 149H91V145H90ZM90 149H89V147H88V152H87V154L89 153V151H90ZM201 149H202V147H201ZM205 149H206V147H205ZM215 149H216V147L214 148V146H213V148H211V147H207V150H206V152H204V154H205V157L206 156H208V157H206V158H209V155H211V154H213L214 152H215ZM222 149V148H221ZM253 149H254V147H253ZM4 150V149H3ZM28 150V149H27ZM44 150V149H43ZM57 150V149H56ZM55 150V152L57 153V151ZM66 150V149H65ZM110 149H108V152L109 153H111L110 151H109ZM113 150V149H112ZM111 150V151H112ZM119 150H120V148H119ZM119 150L117 149V152H119ZM140 150H142V149H139V151ZM252 150V149H251ZM260 150V149H259ZM259 150H258V152H259ZM7 151H8V149H7ZM13 151V150H12ZM29 151V150H28ZM27 151V152H28ZM34 151V150H33ZM41 151L42 150H40V154H41ZM45 151H47V150H45ZM49 151V150H48ZM48 151H47V153H48ZM138 151V152H139ZM216 151H217V149H216ZM248 151H249V149H248ZM4 152V151H3ZM15 152V151H14ZM27 152H25V155H27ZM50 152V151H49ZM52 152V151H51ZM50 152V153H51ZM54 152V151H53ZM84 152V151H83ZM96 152V151H95ZM123 152H124V150H123ZM133 152V151H132ZM137 152V151H136ZM137 152V153H138ZM146 152H147V150L145 151V155H147V156H149L148 154H146ZM185 152V151H184ZM201 152V151H200ZM202 152V153H203ZM255 152V151H254ZM253 152V150H252V154H251V157H250V161L249 162H247V164H248V166H249V164H251V161L254 163V166H255V164H257L258 162L257 161H260V163H259V165L261 164V162L262 163H264V148H263V151H261L262 153H256V154H253L254 153ZM19 153V152H18ZM31 153V152H30ZM30 153L28 152V154L30 155ZM61 153V152H60ZM90 153L92 154H94V155H97V154H95L94 153V150L92 149V152L90 151ZM120 154H121V151L119 152ZM181 153H183V151L181 152ZM186 153V152H185ZM220 153V152H219ZM218 153V154H219ZM228 153H229V151H228ZM251 153V152H250ZM2 154V153H1ZM15 154V153H14ZM34 154V153H33ZM32 153H31V155H33ZM53 154V153H52ZM51 154V156H45V157H47V159H48V157H49V159H51L52 160V158H53V160H52V163H53V161H54V163H55V161H56V159H57V162H58V159L59 158H56L55 159V156L56 155H52ZM82 154V153H81ZM108 154V155H107ZM203 154V155H204ZM217 154V153H216ZM4 155H5V153H4ZM12 155H13V153H12ZM16 155H17V153L15 154V157H16ZM20 155L22 156V153L20 152ZM29 155H27L28 157H29ZM30 155V156H31ZM39 155V154H38ZM143 155V154H142ZM177 155V156H178ZM202 155V156H203ZM222 155H224V154H221V156H220V158L222 157ZM231 155V154H230ZM237 155V154H236ZM238 155H239V153H238ZM245 155V154H244ZM9 156H11V155H9ZM34 156V155H33ZM53 156V157H52ZM111 156H112V153H111ZM124 156L125 155H123V158H124ZM189 156V155H188ZM191 156V155H190ZM242 156V155H241ZM246 156L247 155H245V158H246ZM5 157V156H4ZM32 157V156H31ZM52 157V158H51ZM57 157H58V155H57ZM59 157L61 158V154L59 155ZM78 157V156H77ZM83 157V156H82ZM86 157H87V155L85 156V158L83 157V159L85 160L86 159ZM89 157H90V155H89ZM99 157V156H98ZM126 157V156H125ZM127 157H128V161H130V159H129V156L127 155ZM142 156H140V154H139V160H140V163H138V155H136V158H135V161H136V163H138V164H140V165H142V163H141V158ZM180 157V156H179ZM194 158H195V156H193ZM244 157V156H243ZM242 157V159H243V161L246 163V161H247V158L249 157H247L246 158V161L244 160V158ZM24 158V160L26 159V156L25 157H23ZM42 158V163H43V156L41 157ZM74 158H76V157H74ZM88 158V157H87ZM111 158V157H110ZM161 159H162V157H160ZM191 158V157H190ZM34 159H36V158H34ZM40 159V158H39ZM90 159H92L91 157H90ZM102 159V158H101ZM100 159V160H101ZM118 159V158H117ZM126 159V158H125ZM125 159H121V160H123V161H125ZM145 159H146V161H145ZM164 159V158H163ZM183 159V158H182ZM187 158H186V156H185V160H186ZM222 159V158H221ZM225 160L223 161V162H225L226 160H227V162H228V164H233V165H231V167L233 166H235L236 164H240V167H241V165H242V167L244 166V164H242V162H241V160H240V158H232V157H230V156H228L227 157V159L226 158H224ZM249 159V158H248ZM263 159V160H262ZM16 160V159H15ZM24 160H23V162H24ZM41 160V159H40ZM83 160V161H84ZM94 160V159H93ZM98 160H99V158H98ZM97 160V158H96V161H98ZM119 160V163L121 162L120 161V159H118ZM118 160H116L115 159V161L114 162H117ZM132 160H134V158L132 159ZM143 160V159H142ZM165 160V159H164ZM199 160V159H198ZM202 160V159H201ZM223 160V159H222ZM18 161V160H17ZM37 161H38V159H37ZM49 161V160H48ZM47 161V162H48ZM60 161H61V159H60ZM87 161H89V160H87ZM144 161H145V164H146V166H144L145 164H144ZM178 161H182V160H178ZM7 162V161H6ZM27 162V161H26ZM100 162V161H99ZM10 163V162H9ZM22 163V162H21ZM35 163V162H34ZM41 163V164H42ZM88 163V162H87ZM101 163V162H100ZM123 164H125V162H122ZM122 163H121V165H122ZM134 163V162H133ZM155 162L153 161V159L152 158H150V157H147V158H145L144 157V160H143V168L144 167H147V164H149L148 166L150 167V170H151V172H149V170H148V177L150 176H152V177H154L153 175H152V169H153V171H154V168H152L153 166V164H154ZM194 163H195V161H194ZM193 163V164H194ZM197 163H198V161H197ZM215 163V162H214ZM217 163V162H216ZM252 163V164H253ZM6 164V163H5ZM18 164H19V162H18ZM40 164V163H39ZM44 164H45V159H44ZM43 164V165H44ZM57 164H59V162L58 163H56V165ZM113 164V163H112ZM118 164V163H117ZM137 164V165H138ZM173 164V163H172ZM201 164H203V163H201ZM235 164V165H234ZM246 164V165H247ZM9 165V164H8ZM55 165V164H54ZM97 165H98V163H97ZM110 165V164H109ZM190 165V164H189ZM204 165V164H203ZM215 165V164H214ZM222 165V164H221ZM223 165H225V163L223 164ZM16 166V165H15ZM36 166V165H35ZM34 166V167H35ZM101 166H104V165H102L101 164ZM152 166V167H151ZM159 166V165H158ZM198 166V165H197ZM229 166V165H228ZM27 167V166H26ZM87 167H88V165H87ZM86 167V168H87ZM106 167V166H105ZM112 167V166H111ZM123 167H124V170H122L121 172H123L124 174H125V170L127 171L128 169L126 168L125 169V166L123 165ZM130 167V166H129ZM136 166H134V168H135ZM156 167V166H155ZM195 168H196V165L194 166ZM200 167V166H199ZM232 167V168H233ZM242 167H241V170H240V168H239V166H237L236 168L238 169V171L237 172H239V175H240V177L242 178V176H241V174H240V171H242L243 173L245 172V170H247L246 168H245V166H244V168H243V170H242ZM250 167V166H249ZM251 167H252V165H251ZM260 167H261V165H260ZM16 168V167H15ZM29 168V167H28ZM92 168H95V167H93L92 166ZM97 168H98V166H97ZM110 168V167H109ZM115 169H116V167H114ZM114 168L112 167V169H113V172L115 173V171H114ZM120 168H122V166H120ZM137 168V167H136ZM142 168V167H141ZM142 168V169H143ZM159 168V167H158ZM230 168V167H229ZM255 168V167H254ZM259 168V167H258ZM263 168V167H262ZM0 169H1V167H0ZM9 169V168H8ZM27 169V168H26ZM34 169V168H33ZM47 169H48V163H47ZM147 169H149L148 167H147ZM147 169H145L146 171H144L145 172V176H144V172L142 173V179L140 178V175H136L138 178H140V180H143L144 178H143V176L145 177V180L147 179V183H148V177H146L147 176ZM197 169V168H196ZM253 169V168H252ZM2 170H3V167H2ZM28 170V169H27ZM29 170H31V168L29 169ZM39 170V169H38ZM44 170V169H43ZM49 170H50V168H49ZM49 170H48V172H49ZM52 170H53V167H52ZM79 170V169H78ZM87 170V169H86ZM98 170L100 171V166H99V168H98ZM101 170H103L102 169V167H101ZM108 170H110V169H108ZM240 170V171H239ZM4 171H5V169L3 170V173H4ZM13 171V170H12ZM33 172H36V168L34 169V170H32ZM40 171V170H39ZM84 171V170H83ZM105 171V170H104ZM138 171H142V170H138ZM194 171V170H193ZM210 171V170H209ZM230 171L231 172H233V170H231L230 169ZM234 171H235V167H234ZM248 171V170H247ZM10 172H11V170H10ZM21 172V171H20ZM20 172H19V174H20ZM29 172V171H28ZM90 172V171H89ZM109 172V171H108ZM112 172V171H111ZM111 172H110V174H111ZM112 172V173H113ZM121 172H119V173H121ZM128 172V173H127ZM126 172V174H129V173H131L132 172V170H131V168H130V172L129 171H127ZM252 172V171H251ZM11 173H14V171L13 172H11ZM25 173V172H24ZM24 173H21V177H22V174H24ZM53 173V172H52ZM116 173H118V171L116 172ZM136 173V172H135ZM139 173V172H138ZM194 173H196L195 171H194ZM242 173V174H243ZM247 173V172H246ZM246 173H244L245 174V176H246ZM248 173H249V171H248ZM28 174V173H27ZM30 174V173H29ZM33 174V173H32ZM31 174V175H32ZM35 174V173H34ZM70 174V173H69ZM84 174V173H83ZM101 174V173H100ZM104 174H107V171H106V173H104ZM141 174V173H140ZM153 174H154V172H153ZM213 174V173H212ZM237 174V173H236ZM8 175H11V174H6V176H7V180H6V182H5V180H2L3 178H4V175H0V177L1 176H3V177H1L2 179H0V181H2V182H0V214L1 213H3V211L5 212V208L6 207H10V213H12V217L13 218H15L16 220L18 219L19 221H20V224L21 225H23L24 224V222L25 223H27V224H31L30 225V228L32 229V226H33V229H32V231L31 232H33V231H36V230H34V229H36V223L37 224H42L44 221H46L47 219H48V214H47V212H46V209L48 208V205H49V203H46V202H44V200H42V199H40V196H41V194H40V196H39V198L38 197H36V195H37V193H36V195H34L33 193L32 194H18V193H14V194H7V192L5 191V185H6V183H7V181H8ZM26 175V174H25ZM50 175V174H49ZM76 175V174H75ZM91 175V174H90ZM159 175H161V173L159 174ZM214 175V174H213ZM213 175H212V177H213ZM12 176V175H11ZM29 176V175H28ZM69 176V175H68ZM84 176H85V174H84ZM92 176H94L93 174H92ZM96 176H98V175H95V178H96ZM126 176V175H125ZM134 176V175H133ZM216 176H218V175H216ZM215 176V177H216ZM221 176V175H220ZM264 175H262V178H264L263 177ZM14 177V176H13ZM70 177V179H71V177H74V175L73 176H69ZM69 177H66V178H69ZM135 177V176H134ZM214 177V178H215ZM244 177V176H243ZM9 178H11L12 180H13V178L12 177H10L9 176ZM16 178V177H15ZM24 178V177H23ZM56 178V177H55ZM79 178H80V176H79ZM129 178V177H128ZM155 178V177H154ZM231 178V177H230ZM233 178V177H232ZM6 179V178H5ZM74 179V178H73ZM88 179H90V178H88ZM137 179V178H136ZM156 179V181L158 180V176H157V178H155ZM80 180V179H79ZM114 180V179H113ZM119 181H120V179H118ZM135 180V179H134ZM139 179H137V184L139 185V184H141V181H140ZM232 180V179H231ZM236 180H237V178H236ZM44 181H47L48 182V178H47V180H43V182ZM83 182H84V180H82ZM87 181V180H86ZM97 181V180H96ZM98 181H99V178H98ZM97 181V182H98ZM121 181H122V179H121ZM128 181H129V179H128ZM138 181H140V183L138 182ZM144 181V180H143ZM228 181H229V179H228ZM257 181V180H256ZM261 178H260V182H259V184H261ZM33 182H36V184L39 182V181H33ZM41 182V181H40ZM78 182V181H77ZM81 182V181H80ZM83 182H82V184L81 185H79V187L80 186H82L83 185ZM89 182V181H88ZM95 182V181H94ZM96 182V183H97ZM133 182V181H132ZM227 182V181H226ZM231 182H234V180L233 181H231ZM237 182V181H236ZM236 182H234V183H236ZM9 183V182H8ZM10 183H11V181H10ZM49 183H50V181H49ZM85 183V182H84ZM96 183H94L93 184V182H92V185H93V188L92 189H96L97 188V184ZM99 183H101V181L99 182ZM98 183V184H99ZM123 184H125L124 183V180H123V182H122ZM128 183V182H127ZM131 183V182H130ZM136 183V182H135ZM143 184H144V182H142ZM151 183H152V180H151ZM161 183V182H160ZM181 183V182H180ZM257 183V185H258V182H256ZM24 184L26 185L27 183H25L24 182ZM24 184H23V182H22V185L21 186H24ZM29 184H30V182H29ZM33 184V183H32ZM31 184V185H32ZM44 187V189H47V185H48V183H45V185H44V183H41ZM41 184H38V185H36V187L40 190V188H41ZM89 184V183H88ZM119 184H120V182H118V181H112V178H111V180H108L107 181V185L106 184H104V185H106V187L108 188V185H110L111 186V188H108V189H112L111 190V192L112 193H118V190H120L121 191V189H123L122 188V186L120 185V187L121 188H119ZM142 184V185H143ZM154 184V183H153ZM153 184H150V185H152V187H153ZM176 184V183H175ZM255 184V183H254ZM28 185V184H27ZM31 185H29V186H31ZM57 185V184H56ZM87 184H85V186H86ZM128 185H129V183H128ZM157 185H159V183L157 184ZM161 185H162V183H161ZM167 185V184H166ZM168 185H169V182H168ZM250 185V184H249ZM20 186V185H19ZM18 186V187H19ZM34 186V185H33ZM53 186V185H52ZM52 186H51V188H52ZM89 186H91V184H89L88 185V187ZM180 185H178V187H177V185L176 186H168L167 188H164V190H162L161 191V193L158 195V197H155V199L154 200H152V201H150L149 203H148V209H147V227H148V231L146 232V235H147V233H149V235L151 234L152 235V232L153 231H156V233L155 234H157V239L159 240V242H160V251H157V252H159L160 253V256L159 255H155V253L156 252H154V256L153 255H151V253L150 252H148V251H146V249L145 250H142V248L141 249H136V246H135V253H136V257L138 258V260H141V264H177V262L176 261H174V259H173V256L176 254V252H183L185 255H186V258H184L180 263H178V264H189V262H191L194 258H196L197 256H201L202 257V255L204 256H206V260L208 261L207 262V264H224V258H225V254L220 250V245L218 246L219 247V249H218V247L216 246V245H213V246H209L208 244H206L205 243V240H207L206 238H205V236H204V234H203V223H204V217L202 216V212L204 211L205 212V208H204V210H203V207H204V203L203 202H199L198 200H199V198H198V202L197 203H195V204H193V203H188V198H187V196H186V198H187V200L185 199V198H183V197H181V195L179 194V192H180V190H182V188L180 189V187H179ZM253 186V185H252ZM255 186H256V184H255ZM255 186H253V187H255ZM83 187H84V185H83ZM148 187H149V189H150V186L148 185ZM25 188V187H24ZM28 188V187H27ZM34 188V187H33ZM82 188V187H81ZM131 188V187H130ZM144 188H145V186H144ZM158 188H159V186H158ZM161 188V187H160ZM244 188H245V186H244ZM256 188V187H255ZM28 189H30V188H28ZM31 189H32V186H31ZM79 189V188H78ZM89 189H91V187L89 188ZM91 189V190H92ZM98 189V188H97ZM100 189V188H99ZM106 189V188H105ZM107 189V191H110V190H108ZM128 189V188H127ZM145 189H148V188H145ZM148 189V190H149ZM180 189V190H179ZM7 190H9V189H7ZM80 190V189H79ZM84 190H85V188H84ZM124 190H126V188H124ZM147 190V191H148ZM155 190H157V189H155ZM212 190V189H211ZM51 191H52V189H51ZM57 191V190H56ZM83 191V190H82ZM86 192L88 191V190H85ZM84 191V192H85ZM144 192H145V190H143ZM143 191L141 192L140 191V193H143ZM255 191V190H254ZM9 192H10V190H9ZM45 192V191H44ZM68 192H70V191H68ZM68 192H66V193H68ZM83 192V193H84ZM90 192V191H89ZM94 192L96 193V195H97V191H93V195H94ZM121 192H123V191H121ZM130 192V191H129ZM151 192H152V190H151ZM183 192V191H182ZM252 192L253 191H251V193L250 194H252ZM12 193V192H11ZM24 193V192H23ZM55 193V192H54ZM88 193V192H87ZM102 193V192H101ZM158 193V192H157ZM259 193L260 192H258L257 194H258V197H259ZM62 194H64V193H62ZM86 194V193H85ZM90 194V193H89ZM99 194H100V192H99ZM103 194V193H102ZM124 194V193H123ZM123 194H121V196L123 195ZM131 194H132V192H131ZM135 194L136 193H134V196H133V202H134V199L136 198L135 197ZM144 194H146V193H144ZM151 194V193H150ZM39 195V194H38ZM77 195V194H76ZM107 195V194H106ZM109 195V194H108ZM115 195V194H114ZM117 195V194H116ZM115 195V196H116ZM119 195H120V193H119ZM118 195V196H119ZM127 195H128V193H127ZM130 195V194H129ZM143 195V194H142ZM59 196V195H58ZM61 196V195H60ZM64 196V195H63ZM101 196V195H100ZM109 196H111L112 197V195H111V193H110V195ZM156 196V195H155ZM97 197V196H96ZM104 197V196H103ZM103 197H101V200L103 199ZM124 197V196H123ZM125 197H127L126 196V192H125ZM124 197V198H125ZM135 197V198H134ZM141 197V196H140ZM148 197L150 198V196L148 195ZM204 197V196H203ZM208 197V196H207ZM43 198V197H42ZM79 198V197H78ZM77 198V200L79 201V203H80V199L82 198V197H80L79 199ZM115 198V197H114ZM128 198V200L130 201V199H131V196L130 197H127ZM139 198V197H138ZM146 198V197H145ZM145 198H143V200L145 199ZM263 198H264V196H263ZM53 199H54V195H53ZM62 199H63V201H64V199H65V197L63 198L62 197ZM75 199V198H74ZM73 199V200H74ZM86 199V198H85ZM84 199V200H85ZM91 199V198H90ZM93 199H94V196H93ZM97 199V198H96ZM116 199H118V197H116ZM120 199L122 200L123 198H121L120 197ZM137 199V198H136ZM190 199V198H189ZM194 199V198H193ZM202 199V198H201ZM207 199V198H206ZM68 200V198L66 197V201H65V204H66V202H67V207H68V203L70 204V202L69 201H67ZM87 200H88V198L86 199V202H87ZM92 200V199H91ZM99 200H100V198H99ZM104 201H106V198L105 199H103ZM128 200H126V201H128ZM142 200V201H143ZM146 200H147V198H146ZM263 200V199H262ZM261 200V201H262ZM45 201H47V200H45ZM75 201V200H74ZM78 201H77V203H78ZM82 202H83V204H85L84 203V201H83V198H82V200H81ZM95 201V200H94ZM104 201H101L102 202V204H101V207H103V204H104ZM108 201V200H107ZM109 201H110V199H109ZM140 201H141V199H140ZM148 201H149V199H148ZM192 201V200H191ZM195 201H196V199H195ZM202 201V200H201ZM204 202L206 201V200H203ZM259 201V200H258ZM114 203H116V205H118L119 204V202H118V204H117V201L115 202V201H113ZM113 202H111V205L112 204H114ZM135 202H136V200H135ZM145 202V201H144ZM189 202H190V200H189ZM208 202V201H207ZM60 203V202H59ZM91 203V202H90ZM96 203V202H95ZM100 203V202H99ZM105 203H108V202H105ZM122 203V206L124 205L123 204V201L121 202ZM126 203V202H125ZM132 203V202H131ZM137 203L139 204L140 202H139V199H138V201H137ZM137 203H135L136 205H134V206H137ZM142 203V202H141ZM146 203V202H145ZM61 204V203H60ZM72 204V203H71ZM70 204V205H71ZM83 204H82V209H84L83 208ZM130 203H127V204H125V207H126V205H129ZM143 204V203H142ZM141 204V205H142ZM147 204V203H146ZM207 204V203H206ZM51 205H52V203H51ZM55 205H56V203H55ZM55 205L53 204V206L55 207ZM74 205V203L71 205V206H73ZM78 205V204H77ZM80 205V204H79ZM90 205V204H89ZM92 205V204H91ZM133 205V204H132ZM216 205H217V203H216ZM235 205V204H234ZM238 205V204H237ZM86 206H87V203H86ZM93 206V205H92ZM99 206H100V204H99ZM98 206V207H99ZM109 206H110V204H109ZM207 206V205H206ZM78 207H80V206H77V208ZM113 207H114V205H113ZM120 207V206H119ZM124 207V208H125ZM143 207V206H142ZM141 207V208H142ZM144 207H146V205H144ZM146 207V208H147ZM69 208V207H68ZM104 208H107V207H104ZM104 208H102V209H104ZM112 208V206L111 207H109L108 209H107V213L109 212V210ZM123 208V207H122ZM127 208L129 209L130 208V206H127ZM126 208V209H127ZM137 208H138V206H137ZM80 209V208H79ZM85 209L87 210L88 209V207L86 208L85 207ZM101 209V208H100ZM113 209V208H112ZM115 210H114V212H116V208H114ZM138 209H140V207L138 208ZM160 209H165V211H163V212H159L160 211ZM207 209V208H206ZM210 209V208H209ZM66 210H67V208H66ZM89 210H90V208H89ZM98 210H99V208H98ZM97 210V211H98ZM133 210V209H132ZM131 210V211H132ZM135 210H136V207H135ZM135 210H134V214H135ZM142 210V212H143V209H141ZM120 211V210H119ZM129 211V210H128ZM220 211V210H219ZM52 212V211H51ZM83 213H82V215H81V217H83V215H84V213H85V211H82ZM114 212H113V214H112V210H111V212H109L111 215H114ZM121 212V211H120ZM144 212H145V210H144ZM208 212V211H207ZM206 212V213H207ZM48 213H49V210H48ZM53 213V212H52ZM61 213V212H60ZM79 213H80V210H79ZM86 213H87V211H86ZM88 213H89V211H88ZM101 213H102V215H103V211H101ZM132 213H133V211H132ZM211 213V212H210ZM215 213V212H214ZM224 213V212H223ZM8 214H9V211H8ZM50 214V213H49ZM100 214V212H98V215ZM105 214H106V212H105ZM120 214V213H119ZM125 214V212L123 213V215ZM127 214V213H126ZM139 214V213H138ZM143 214V213H142ZM213 214V213H212ZM225 215V214H224ZM15 216V217H14ZM58 216V213H57V215H56V217ZM71 216H72V214H71ZM71 216H70V218H71ZM78 216H80V215H78ZM96 216H97V213H96ZM116 216V215H115ZM130 216H131V219L129 218H127L128 219V223L129 224H131V222H129V220H132L133 218H132V214H130ZM137 217L139 216V215H136ZM135 216V217H136ZM221 216V215H220ZM231 216V215H230ZM233 216V215H232ZM231 216V217H232ZM7 217V216H6ZM10 217H11V214H10ZM59 217V216H58ZM92 217H94V216H92ZM92 217L90 218V220L88 219V221H90V224L88 225V228H89V226H91V223H92ZM124 217V216H123ZM140 217H141V211H140ZM213 217V216H212ZM211 217V218H212ZM5 218V217H4ZM8 218H9V215H8ZM60 218H61V220H62V222H61V225L64 223V218H62L61 216H60ZM84 218V217H83ZM95 218V217H94ZM110 218L111 217H109L108 218V215H107V217H106V219L103 217V216H99L98 218H96V220H95V222H103V224L105 225V226H103V228H101L100 227V229H102L103 231H98V234H97V236H98V243H99V247H98V252L100 251V253H99V256H100V260H101V256H102V258L104 257V258H106L108 261H106V263L108 264V262H110V264L111 263H114V264H131V262H134L135 260H136V257H135V260H133V261H131V260H128V261H125V260H123L122 258H121V256H119V255H121V250L120 249H118V248H120L119 246H120V241H119V244H117V242L115 243L114 242V234H112L111 236L113 237V242H105V241H99V238H103V236H104V227L106 228V226H107V221H105V220H107L108 219V221H110ZM119 218H120V220H121V218H122V216L121 215H119ZM125 218V220H124V222L126 221V217H124ZM124 218H122V220L124 219ZM145 218H146V216H143V218H142V222H141V220H140V222L141 223H143V219L145 220ZM57 219V218H56ZM113 219H114V216H113ZM208 219V218H207ZM77 220V219H76ZM78 220H79V218H78ZM77 220V224L79 223V221H80V223H79V225L81 224L82 225V223H83V221H84V219H83V221H82V219L80 218V220L78 221ZM119 220V221H120ZM121 220V222H123ZM209 220V219H208ZM207 220V221H208ZM214 219H212V221H213ZM251 220H253V219H251ZM5 221H7V222H10L11 223V221L10 220H7V218H6V220ZM18 221V222H19ZM93 221H94V219H93ZM116 221H117V217H116ZM139 221V220H138ZM216 221V220H215ZM22 222H23V224H22ZM85 222H87L86 220H85ZM84 222V223H85ZM127 222V221H126ZM132 222H134V224H135V221H134V219H133V221ZM140 222H139V226H137V227H140ZM160 222V227H157V223H159ZM214 222V221H213ZM218 222V221H217ZM50 223V222H49ZM66 223V222H65ZM71 223V222H70ZM83 223V224H84ZM109 223V222H108ZM111 223H113L112 222V220H111ZM120 223V222H119ZM138 223V222H137ZM211 223V222H210ZM209 223V224H210ZM219 223V222H218ZM218 223H217V225H218ZM5 224V226H6V223H4ZM8 224V227H9V223H7ZM12 224V223H11ZM18 224V223H17ZM56 224V223H55ZM57 224H58V222H57ZM102 224V225H103ZM117 224H118V222H117ZM212 224V223H211ZM211 224L210 225H208V226H206V229L208 228L209 229V226L210 227H212L211 226ZM222 224V223H221ZM220 224V225H221ZM12 225H15L14 223L12 224ZM12 225L10 226V228L12 227ZM59 225V224H58ZM58 225L56 226L55 225V228H58ZM80 225V226H81ZM93 225H94V223H93ZM95 225H97V224H95ZM115 225H116V222H115ZM126 225H127V223H126ZM144 226H145V229H146V225H145V223L143 224ZM142 225V226H143ZM224 225V224H223ZM257 225V224H256ZM52 225H50V227H51ZM54 226V225H53ZM60 226V225H59ZM64 228H67L68 229V227H71V225H67L66 226V224H64ZM108 226H109V224H108ZM118 226V225H117ZM121 226V225H120ZM132 226V225H131ZM131 226H129V227H131ZM135 226V225H134ZM238 226V225H237ZM246 226V225H245ZM253 226H254V224H253ZM49 227V228H50ZM62 227H63V225H62ZM61 227V229H60V231H61V234H63V232L65 233H67V231L68 232H70V230H71V228H69V230H67V229H65L64 231H62V228ZM85 227L87 228V223H85ZM84 227V228H85ZM96 226H94V228H95ZM113 227V226H112ZM123 227V226H122ZM136 227V228H137ZM157 227V228H156ZM240 227V226H239ZM18 229H19V231H21V229H20V227H17ZM22 228V227H21ZM28 228H29V226H28ZM47 228H48V225H47ZM52 228V227H51ZM73 228V227H72ZM82 228H83V226H82ZM125 228H126V226H125ZM156 230H155V229ZM215 228H216V226H215ZM259 228H260V226H259ZM13 229V228H12ZM18 229L16 230V227L13 229V231L14 230H16V231H18ZM54 229V228H53ZM98 229H99V227H98ZM140 230H141V228H139ZM143 229H144V227H143ZM141 230V231H143L144 233H145V231L144 230ZM213 229H214V227H213ZM221 229V228H220ZM42 230H44V229H42ZM67 230V231H66ZM87 230V229H86ZM85 230V231H86ZM88 230H90V229H88ZM95 230H97V227L95 228ZM94 229H93V232L95 231ZM126 230H127V228H126ZM147 230V229H146ZM227 230V229H226ZM231 230V229H230ZM50 231V230H49ZM52 232H53V230H51ZM50 231V233L52 234V236H53V234H54V232L52 233ZM58 231V230H57ZM119 231H121V229H119ZM124 231V230H123ZM137 231V230H136ZM211 231H212V229H211ZM228 231H229V229H228ZM41 232V231H40ZM43 232V231H42ZM106 232H108V231H106ZM113 232H114V229H113ZM115 232H116V229H115ZM117 232H118V229H117ZM139 231H137V233H138ZM213 232H214V230H213ZM249 232V231H248ZM254 232V231H253ZM259 232V231H258ZM1 233V232H0ZM15 233V232H14ZM21 233H22V231H21ZM25 233V232H24ZM26 233H28V229H27V231H26ZM48 233V232H47ZM65 233V234H66ZM89 233H91V230H90V232ZM110 233H111V230H110ZM124 233V232H123ZM136 232H135V235L137 234ZM141 232H139V234H140ZM206 233V232H205ZM223 233V232H222ZM255 233H257V230L255 231ZM55 234H57V232L55 233ZM121 235V232L120 233H118V235ZM125 234V233H124ZM131 235H132V233H130ZM213 236H214V234L213 233H211ZM253 234V233H252ZM261 234H264V233H261ZM26 235V234H25ZM28 235V238H30V236H29V234H27ZM44 235L45 236H47V234H45L44 233ZM44 235H42V236H44ZM67 235H68V233H67ZM67 235H65V236H67ZM90 235H92V236H94V233H92V234H90ZM107 235H109V234H107ZM116 235V237L118 236L117 234H115ZM141 235V234H140ZM142 235H143V233H142ZM141 235V236H142ZM218 235V234H217ZM224 235V234H223ZM256 235H258V239L257 240H259V238H260V236H259V234L257 233V234H255V236ZM0 236H1V234H0ZM6 236H7V234H6ZM17 236H19L18 237V239H19V241H20V239H22V238H20V235H18L17 234ZM33 236V235H32ZM45 236H44V238H45ZM110 236V235H109ZM212 236V237H213ZM222 236V235H221ZM228 236V235H227ZM2 237V239H3V235L1 236ZM26 237V236H25ZM34 237H35V235L33 236V238H32V241H33V239H34ZM41 237V236H40ZM50 238H51V236H49ZM95 237H96V233H95ZM95 237H93L92 239L94 240V239H96ZM111 237V238H112ZM138 237V236H137ZM143 237H144V235H143ZM143 237H142V239H143ZM155 237V239H156V236H153V238ZM209 237H210V235H209ZM7 238H8V236H7ZM54 238L56 239V237L54 236ZM53 237L50 239V240H52V239H54ZM66 238V237H65ZM74 238V237H73ZM110 238V239H111ZM118 238V237H117ZM120 238V237H119ZM145 238L147 239V237L145 236ZM149 238H150V236H149ZM246 238H247V236H246ZM262 238H264V237H262L261 236V239ZM15 239V238H14ZM13 239V240H14ZM26 239V238H25ZM54 239V240H55ZM61 239H62V237H61ZM107 240H108V238H106ZM122 239V238H121ZM126 239V238H125ZM128 239V238H127ZM245 239V238H244ZM243 239V240H244ZM4 240H6V238L4 239ZM41 240V239H40ZM59 240H60V238H59ZM72 240V236H71V238H70V241ZM130 240V239H129ZM136 240V239H135ZM138 240H139V237H138ZM223 240H224V238H223ZM254 241H255V239H253ZM264 240V239H263ZM0 241H1V239H0ZM16 241H17V239H16ZM38 241H39V239L37 238V243H38ZM48 241L49 240H47V239H44V243L45 242H47V245H48ZM57 241V240H56ZM66 241H68V237L66 238ZM112 241V240H111ZM122 241H124L125 242V240H122ZM127 241V240H126ZM133 241H134V239H133ZM157 241V240H156ZM213 241V240H212ZM229 241V240H228ZM262 241V240H261ZM5 242V241H4ZM29 242H31V241H29ZM28 242V243H29ZM35 242H36V240H35ZM41 242V241H40ZM39 242V243H40ZM55 242V241H54ZM58 242V241H57ZM62 243H63V241H61ZM72 243L73 242H75V238H74V240L73 241H71ZM94 242V241H93ZM137 242H139V241H137ZM151 242V241H150ZM207 242V241H206ZM223 242V241H222ZM222 242H221V244H222ZM227 242V241H226ZM257 242V241H256ZM255 242V243H256ZM259 242V241H258ZM1 243H2V241L0 242V245H1ZM6 243V242H5ZM8 244H12L13 245V243H12V239L9 241V239H8V242H7ZM21 243H23L22 241H21ZM20 243V244H21ZM28 243L26 242V246H27V249H28ZM38 243V244H39ZM60 243V242H59ZM58 243V244H59ZM65 243V242H64ZM80 243V242H79ZM90 243V242H89ZM140 243V242H139ZM155 243V242H154ZM158 243V242H157ZM214 243V242H213ZM216 243V242H215ZM219 243H220V241H219ZM243 243H244V241H243ZM255 243H254V246H255ZM264 243V242H263ZM262 243V244H263ZM31 245H32V243H30ZM52 244H53V241H52ZM80 244H82V246H81V248L83 249V244H85V242H83L82 241V243H80ZM93 244V243H92ZM123 244V243H122ZM122 244H121V246H122ZM134 244V243H133ZM133 244H129L130 246H128V250H129V248H131V246L133 245ZM136 244V243H135ZM235 244V243H234ZM2 245H3V243H2ZM11 245V246H12ZM69 245H70V243H69ZM86 245V244H85ZM88 245V244H87ZM91 245V244H90ZM96 245H98V244H96ZM128 244H126V246H127ZM145 245V244H144ZM259 245H260V247L262 246L261 245V242L259 243ZM16 246V244H14V247ZM19 246V245H18ZM17 246V247H18ZM42 246H43V244H42ZM49 246V245H48ZM54 246H55V244H54ZM60 245H58V247H59ZM74 246L76 247V245L74 244ZM74 246L72 247V248H74ZM77 246H78V244H77ZM93 246V245H92ZM124 246H125V243H124ZM138 246V245H137ZM234 247H235V245H233ZM253 246V247H254ZM257 246H258V244L256 243V248H257ZM10 247V246H9ZM29 247H31L30 245H29ZM34 248H37V250H39L38 249V246L37 247H35V246H33ZM50 247H52L53 248V245H51ZM62 247H63V245H62ZM68 247H70V246H68ZM140 247V246H139ZM146 247V246H145ZM158 247H159V243H158ZM222 247V246H221ZM231 247H232V245H231ZM240 247V246H239ZM243 247V246H242ZM260 247H259V249H260ZM5 248V247H4ZM19 249L17 250V251H15V252H18L19 250L21 251V248H23V247H18ZM24 248H25V246H24ZM43 248H45V246L43 247ZM52 248H50V250H48V254H49V256H52V251H51V249ZM154 248V247H153ZM152 248V249H153ZM186 248H187V250H186ZM262 248V247H261ZM8 249V248H7ZM27 249H26V251H27ZM47 249H49V247L47 248ZM56 249L58 250L59 248H57L56 247ZM71 249V247L69 248V250ZM76 250H77V248H75ZM74 249V250H75ZM132 249V252H133V248H131ZM233 249V248H232ZM5 250V249H4ZM3 250V251H4ZM12 248L11 249H8V252L7 253H10V251H11V253L10 254H13L12 253ZM15 250V249H14ZM25 249H23L22 250V252L24 251ZM35 250V249H34ZM68 250V249H67ZM78 250H79V246H78ZM120 250V251H119ZM234 250V249H233ZM236 250V249H235ZM0 251H1V256L0 257H2V258H0V259H3V252H2V247L0 246ZM36 251V250H35ZM59 251V250H58ZM63 251H65V250H63ZM118 251H119V255H118ZM124 251V250H123ZM126 251H127V249H126ZM152 251V250H151ZM156 251V250H155ZM259 252H260V255H262L261 254V251H262V249H261V251L260 250H258ZM4 252H6V251H4ZM22 252H21V254H22ZM42 252H43V250H42ZM71 252V251H70ZM74 252V251H73ZM83 252H84V250H83ZM98 252H96L95 251V254L97 255V253ZM152 252V253H153ZM6 253V254H7ZM54 253V252H53ZM56 254H57V252H55ZM65 253H66V251H65ZM134 253V254H135ZM230 253V252H229ZM9 254V255H10ZM34 254H35V252H34ZM33 254V255H34ZM42 254V253H41ZM44 254V253H43ZM85 254V253H84ZM129 254V253H128ZM180 254V253H179ZM240 254H241V252H240ZM9 255H8V258H9ZM18 255H19V253H18ZM28 255H30L29 253H28ZM28 255H27V258L29 259L30 257H28ZM35 255H38V251H37V254H35ZM63 255V254H62ZM61 255V256H62ZM178 255V254H177ZM236 255H237V252H236ZM236 255H235V257H236ZM263 255H264V251H263ZM15 256V255H14ZM16 256H17V254H16ZM24 256H25V254H24ZM39 256H40V254H39ZM39 256H37V257H39ZM42 256H44V255H42ZM58 256V255H57ZM74 256H76V254L74 255ZM98 256V255H97ZM127 256V255H126ZM205 256H204V259H205ZM241 256V255H240ZM239 255H238V257H239V260H241V257H240ZM45 257H47V256H45ZM53 257L54 256H52V258H50V259H53ZM69 257V258H68ZM68 257H66V261H67V258L68 259H70L71 257L73 258V255H72V253H71V256H70V253H69V255H68ZM154 257H157V260L156 259H154ZM176 257V256H175ZM182 257H183V255H182ZM185 257V256H184ZM232 257V256H231ZM233 257H234V255H233ZM247 257H248V255H247ZM247 257H245V258H247ZM251 257V256H250ZM263 257V256H262ZM261 257V258H262ZM18 258V257H17ZM17 258H16V260H17ZM22 258H23V256H22ZM27 258H25L26 260H27ZM78 258H80V257H78ZM129 258V257H128ZM178 258V257H177ZM176 258V259H177ZM249 258V257H248ZM261 258H260V260H261ZM20 259H21V257H20ZM40 259H41V257H40ZM63 259H65V256L64 257H62V260ZM98 259V258H97ZM127 259V258H126ZM171 259V260H170ZM173 259V260H172ZM179 259V258H178ZM233 259V258H232ZM236 260H238L237 259V257L235 258ZM235 259H233L235 262H236V260ZM244 259V258H243ZM263 259V258H262ZM8 260V259H7ZM35 260V259H34ZM43 260H44V257H43ZM45 260H47V259H45ZM195 260V259H194ZM238 260V261H239ZM3 261V260H2ZM14 261V260H13ZM28 261H30V260H27V262L25 261V263H28ZM48 261H49V259H48ZM48 261H47V263H48ZM54 261V260H53ZM75 261V260H74ZM156 261V262H155ZM233 261V263L235 264V262ZM245 262H246V260H244ZM248 261V260H247ZM4 262V261H3ZM3 262H0V263H2L3 264ZM12 262V261H11ZM10 262V263H11ZM20 262V261H19ZM41 262V261H40ZM55 262V261H54ZM59 262H60V264L62 263V264H64L65 262H62L61 261V257H60V261H58V263L57 262H55L56 264H59ZM71 262H73V259H71ZM70 262V263H71ZM81 262L83 263V261L81 260ZM204 262H206L205 260H204ZM245 262H244V264H245ZM7 263H9V262H7ZM22 263H23V261H22ZM30 263V262H29ZM31 263H32V260H31ZM35 263H36V261H35ZM35 263H33V264H35ZM45 263V262H44ZM51 263V262H50ZM49 263V264H50ZM78 263H80V261H78L77 262V264ZM81 263V264H82ZM85 263V262H84ZM86 263H88V261L86 262ZM196 263H197V261H196ZM241 263V262H240ZM251 263V262H250ZM4 264H5V262H4ZM19 264V263H18ZM37 264V263H36ZM68 264H69V262H68ZM75 264H76V262H75ZM103 264H104V261H103ZM195 264V263H194ZM203 264V263H202ZM204 264H206V263H204ZM228 264V263H227ZM237 264H238V262H237Z\"/></svg>",
    "mask_w": 264,
    "mask_h": 264
}]
</instances>
